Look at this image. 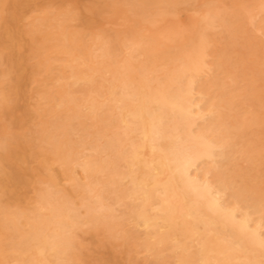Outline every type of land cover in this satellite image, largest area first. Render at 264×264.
I'll use <instances>...</instances> for the list:
<instances>
[{
	"label": "bare ground",
	"instance_id": "6f19581e",
	"mask_svg": "<svg viewBox=\"0 0 264 264\" xmlns=\"http://www.w3.org/2000/svg\"><path fill=\"white\" fill-rule=\"evenodd\" d=\"M3 0H0V5L2 4L1 2H2ZM7 1V0H6ZM5 1V2H6ZM13 2H11V1H7V2H10L11 4H13L14 5V3L16 2H14V0H12ZM26 1V0H25ZM33 0H30V4H31V2H32ZM45 2L47 1L48 2V0H44ZM59 1V0H58ZM57 1V2H58ZM74 1H76V0H61V3L60 4H62V3H64V4H70V6L72 5L71 4V2H73V3H75ZM77 1H79V0H77ZM76 1V2H77ZM119 1V0H118ZM145 1V0H144ZM160 1V0H159ZM175 1V0H174ZM223 0H179V1H175V2H173V3H171V4H169V5H167V4H162V6H160V4H159V6H160V9H156V10H149V8L147 9V8H143V7H141L139 4H138V2H137V0H124L123 1V4H116V1H113V2H110L111 3V8H108V10H105V9H103L102 7L100 8V6L98 5V6H93V7H91V5H88V6H90L91 8H89V11H84L83 12V14L82 15H80L78 12L79 11H75L74 13H71L70 14V16H69V18H70V22H73V19L75 18V20H76V18H77V20H80V23L78 22L77 24H79L78 25V28H76V26H75V28L77 29H75V32L73 33V34H71V32L69 31V29H71V27L68 29V27L67 26H65V24H63V22L66 20L65 18V20L64 21H62L61 23L60 22H58L57 20H55V21H57V22H55V23H53V24H55V26L57 27V29H58V35L60 34L62 37H63V40H62V42L59 44V42L61 41V40H59V42L57 43V44H53V42H52V46H50V44L49 45H47L46 44V42H44V40L48 37L47 35V37L44 39V40H42V38H40V40L38 39V41L40 42V41H43L45 44H46V46H50V47H52L53 48V51L55 50V51H57V52H62V53H64L65 55H67V57H68V59H66V60H68V65H66V69L68 68L69 69V76H68V78L69 79H67L66 81H65V78H61L63 81H65L66 82V88H64V90L62 89V87L60 88V89H62V90H58V91H62L61 92V98H62V100H60L62 103H61V105L63 104V102H65V104H66V102H70V103H72V105H73V107L75 106V108H76V112H75V114H83L81 117H85L84 115H86V117L87 116H91V117H93L97 112H99L100 110L99 109H105V110H107L108 109V107H109V109L111 108V109H113L114 111H115V116H114V118H113V120L111 121H109V122H107V124L105 125V120H104V124L102 125L103 126V128H105L103 131L100 129V131L101 132H98V135L99 136H97L96 134H97V132L95 133V137H98V139L101 137V138H103V143H102V145H100V147L98 148V149H96V147L94 148V149H96V150H91V149H89L87 152L86 151H84L85 153L83 154H81V155H84L83 156V163H84V166H85V168L87 169L88 168V170L91 172V171H95V170H100L101 171V169L102 170H105V171H107V168H108V164L109 163H113L112 162V160L113 159H110V158H107V157H105V156H103V154L105 153V151L106 150H109L110 151V153H112L111 155H114L115 157L114 158H116V159H121V160H123L124 161V163H125V171L123 170V172H120V171H122V169H119L120 171L119 172H114V173H111V175L113 174V180L112 181H109L110 183L108 184V186L111 188V192L115 195L114 197H116V202H117V200L118 201H121V202H119V203H122V198H123V196H124V194L126 195L127 194V196H129V198H131V199H133V200H136L137 201V205H136V217L138 218V219H140L141 220V222H142V225L144 226V228H145V234H143L142 236H145V237H143V238H145L144 239V249L149 253V255H148V253H147V255L148 256H153V259L155 260V258H156V256H158V257H160V256H162L161 254H164V253H162L164 250L165 251H169V252H172V255L173 256H170V258H174L173 259V263L172 264H241V263H237V261H238V257H239V251H240V244H237L238 242L240 243V241L242 240L241 239V237L239 238V236H236V234H235V236L237 237V238H239L240 239V241H238V242H236V240H234V239H231L232 237H230V238H228V237H223V236H220V234H219V232L217 233V228H216V223L217 222H219V224H221L220 222H222V224L220 225V226H222L223 225V223L225 222V225H226V223H228V224H230V225H232L233 227H234V229H236L237 230V232H239V233H241L242 235H244V236H246V237H248V239H250L251 241H254V242H259V238L258 237H260L261 239H262V237L259 235H257L256 233L257 232H260L259 230L256 232V230L255 229H253L252 228V224H250V220H249V215L252 217V214H247L248 215V217L246 216V215H242L243 214V211H244V207H243V204H244V202H241L242 201V199H240L241 201H239V204L240 203H243L242 204V207L239 205V204H236V206L237 205H239L240 207H241V209H243V211H242V217L241 218H236V214H235V212H234V209L233 210H231V211H228L227 209V211L221 206V204L223 203V201H222V203H220L221 202V199H222V197H221V199H219V192H218V194L217 195H215L216 196V198H217V196H218V199L220 200V202L215 198V196L213 197L212 196V190L213 189H215V187L214 188H210V186H211V184H210V186H209V183L211 182H209L208 183V181L207 182H200L199 180V182L196 180V179H194V178H196L198 175H196V177H192L191 176V169L193 168V167H195V166H197L196 164H197V161H199V158H201L202 156H203V158H204V155L205 156H211V153L213 152V151H215L214 150V148H212V150H211V144H210V142H208V141H210V139L212 140V138H210L208 141L207 140H205V139H207L208 138V136L206 135V137L207 138H205V136H203V135H199V134H197V133H194L193 134V132H192V128H190V125H191V122H192V120H195V118H196V120H198L199 118H198V116H201L202 115V117H204L205 115L204 114H207V115H209V116H211V118H212V116H213V114L215 115V114H217V112H216V109H218V110H220V109H222V111L223 110H227L228 109V111L230 112V110H229V108H230V105H229V107L227 108V109H223V107L225 106H228V105H226L225 104V102L223 103L222 102V100L220 101V100H218L217 98H216V96L215 95H218L219 94V96H220V94H222V93H218L219 91H218V89L220 90L221 88H218L217 90L215 89V88H213V89H215V92L216 91H218L217 92V94H215V92H214V94H211L212 92H210V90L206 93L208 96L207 97H213L212 95H214V97H215V99L213 100H211V99H208V100H210V102H209V104H208V102L206 103V104H208V107L206 106L205 107V105L206 104H204L206 101H207V97L205 98V99H202L203 97H205V95H202L203 97L201 98V96H199L198 98L196 97V96H194L195 95V93H194V95H193V77L195 76V75H197V74H199V73H202V75L204 74L203 72H201V71H203V70H205V72L208 70V69H210V63H209V65H208V60H207V56L208 55H210L209 54V48H210V46H209V42H212V45L211 46H213L214 44H215V42H216V40L218 41V43H221L222 42V40H221V38H220V42H219V39L218 38H216L214 41L215 42H213V41H210L209 40V38L208 37H215L214 35H213V32L214 31H212L211 29H215L216 27L214 26V25H216L217 26V24H215V22L217 23V21H215V20H218V19H216L215 17L218 15L217 14V12L219 11V4H220V2H222ZM234 1V0H233ZM240 0H237V2H239ZM254 1V0H253ZM255 1H257V0H255ZM259 2H258V8H257V11H255V10H249V9H247V7H246V10L244 11L245 13H244V16L247 18V22L248 21H253V19H254V17H255V15L257 14V13H259L260 11H262L263 10V8H264V0H258ZM5 3V4H8V3ZM19 2V1H18ZM21 2V1H20ZM22 2H24L23 0H22ZM34 2H36L35 0H34ZM39 2H42L41 0H38V2H36V5H37V3H39ZM46 2V3H47ZM52 2V1H51ZM79 2H81V3H83V0H81V1H79ZM95 2V1H94ZM108 2H109V0H108ZM158 2V1H157ZM224 3L226 2L225 0L223 1ZM229 2H231L232 3V1H228L227 3H228V5H229ZM236 2V3H237ZM241 2V1H240ZM9 3V4H10ZM27 3V4H26ZM45 3V4H46ZM48 3H50V1L48 2ZM48 3H47V5H48ZM78 3V2H77ZM107 3V2H106ZM105 3V4H106ZM110 3H109V5H110ZM164 3H165V1H164ZM227 3H225V4H227ZM8 4V5H9ZM10 4V5H11ZM23 4H25L24 6V8H28V7H26V5H28L29 3H28V1L27 2H25V3H23ZM53 5H54V1H53V3H52ZM63 4V5H64ZM233 4H235V3H233ZM241 4V3H240ZM249 4V3H248ZM8 5H7V7H8ZM13 5H12V7H13ZM15 5H16V3H15ZM33 5V4H32ZM34 5H35V3H34ZM41 5H44V3H42ZM56 5V4H55ZM58 5H59V2H58ZM108 5V4H107ZM227 5V8H229L230 9V6L231 5H229L228 6ZM246 5V4H245ZM18 6H19V4H18ZM40 6V5H39ZM77 6V5H76ZM81 6V5H80ZM105 6V5H104ZM143 6V5H142ZM247 6V5H246ZM42 7V6H41ZM46 7V6H45ZM52 7L53 6H51V8L50 7H46V8H44V7H42V8H44L45 10H47L48 12L50 11V12H52V11H54V10H52ZM66 7H68L67 5H66ZM78 7H79V4H78ZM108 6H106V8H107ZM155 7V6H154ZM157 7V6H156ZM223 7V6H222ZM238 7H239V5H238ZM237 7V8H238ZM6 8V7H5ZM19 8L20 9H22V11H23V13H24V15H25V13H27L28 12V10H24V8H22V5H21V7L19 6ZM36 8V7H35ZM40 8V7H39ZM71 8V7H70ZM80 8V7H79ZM158 8V7H157ZM236 8V9H237ZM7 9H10V7H8ZM6 9V10H7ZM11 9H13V8H11ZM15 9H16V6H15ZM38 9V8H37ZM77 9V8H76ZM75 9V10H76ZM81 9V8H80ZM222 9V8H221ZM225 9V8H224ZM235 9V10H236ZM5 10V11H6ZM18 10V9H17ZM30 10V13L32 12L31 11V9H29ZM42 10V9H41ZM41 10H39V12H41ZM82 10V9H81ZM231 10V9H230ZM234 9L232 10V11H235ZM238 10H239V8H238ZM237 10V11H238ZM8 11H10V10H8ZM24 11H26V12H24ZM36 10L34 9V12H35ZM58 11V10H57ZM223 11V10H222ZM231 11V12H232ZM7 12V11H6ZM6 12L4 13V14H6ZM11 12V11H10ZM9 12V13H10ZM13 12V11H12ZM34 12H32V13H34ZM65 12H67V11H65ZM220 12H221V10H220ZM219 12V13H220ZM230 11L228 12V14L229 13H231ZM1 13V12H0ZM15 13V12H14ZM13 13V14H14ZM17 13H19V14H23V13H21V11H17ZM31 13V17H33L34 16V14H32ZM37 13H38V10H37ZM45 13V12H44ZM222 13H225L224 11L222 12ZM222 13H220V15L222 14ZM235 13V15L234 14H232V15H234V17L236 16V12H234ZM238 13V12H237ZM11 14V13H10ZM16 14V13H15ZM29 14V13H28ZM27 14V15H28ZM39 14V13H38ZM58 13H54V12H52L51 13V16L50 17H53V19H54V17L57 15ZM60 14H63V13H60ZM226 14H227V11H226ZM225 14V15H226ZM238 14H242V12L241 13H238ZM237 14V15H238ZM3 15V14H2ZM67 15V17H68V13L66 14ZM66 15H61L62 17H65ZM219 15V16H220ZM224 15V14H223ZM224 15V16H225ZM10 16H12V15H10ZM14 16H18L17 14L16 15H14ZM28 16H30V15H28ZM37 15H35L34 17H36ZM40 16H42V15H40ZM61 16H59V17H61ZM239 16V15H238ZM243 16V15H242ZM243 16V17H244ZM263 16V15H262ZM3 17H5L4 15H3ZM6 17H7V15H6ZM5 17V18H6ZM15 17V18H16ZM22 17V16H21ZM31 17H30V19H31ZM47 17H49V16H47ZM46 17V18H47ZM218 17V16H217ZM221 17V16H220ZM225 17H227V16H225ZM240 17V16H239ZM257 17V16H256ZM260 17V16H259ZM5 18H3V19H5ZM9 18V17H8ZM8 18H7V20L5 19V21L7 22V24H6V26H4L5 24H2V25H0V40L3 42V41H5L4 39H6V43L7 44H13V42L16 40V39H18L19 38V35L16 33V31L19 29H16L15 30V32H13V30L11 29L10 30V28H11V26H13V22L10 24V20H8ZM18 19H19V17H17ZM24 18V19H23ZM23 18H21V19H23V20H21V21H25V17H23ZM29 18V17H28ZM46 18H43V19H40V18H37L36 19V22L35 23H38L37 25H39V26H43L44 28H48V26H51V25H49L48 23H47V20H53V19H50V18H48L47 20H46ZM57 18V17H56ZM214 18H215V20H214ZM223 18V17H222ZM228 18V17H227ZM232 18V17H231ZM241 18V17H240ZM258 18V17H257ZM261 18V17H260ZM13 19V18H12ZM35 19V18H34ZM221 19V18H220ZM237 19V18H236ZM263 21H264V19L263 18H261ZM14 20V19H13ZM27 20V19H26ZM74 20V22H76ZM187 20L188 21H190V24H191V26H193V30L191 31V32H188V33H177V30H184V28L186 27V23H187ZM222 20V19H221ZM233 20V19H232ZM238 20H239V18H238ZM243 20V18H241V21ZM258 21H260L259 19H257ZM261 20V21H262ZM20 21V22H21ZM33 21H35V20H33ZM54 21V20H53ZM61 21V20H60ZM244 21V20H243ZM246 21H244V22H246ZM260 21V22H261ZM2 22H3V20H2ZM20 22H18V23H20ZM66 22V21H65ZM232 22V21H231ZM234 22L235 21H233V24H234ZM238 21L236 20V22H235V26H236V24H238L237 23ZM246 22V23H247ZM255 22V21H254ZM15 23V22H14ZM24 23H26V21L24 22ZM35 23H33V24H35ZM219 24H220V22H218ZM245 23V24H246ZM75 24V23H74ZM227 24V23H226ZM239 24H240V26H241V23L239 22ZM242 24H243V22H242ZM244 24V26L243 27H245L246 25ZM259 24H262L261 25V27L260 28H262V26H263V23H259ZM28 25L30 26V24L28 23ZM76 25V24H75ZM221 25L222 24H220V27H221ZM3 26V27H2ZM17 27H18V25H16ZM27 26V25H26ZM213 26L215 27V28H213ZM224 26V25H223ZM222 26V27H223ZM232 26V25H231ZM248 26H250V23H249V25ZM28 27V26H27ZM31 27H32V23H31ZM212 27V28H211ZM219 27V25L217 26V29H219L220 28ZM222 27H221V29H222ZM227 27V26H226ZM229 27V26H228ZM21 28V27H20ZM24 27H22V29H23ZM50 28H52L53 29V27H50ZM55 28V27H54ZM208 28H210V30H211V32H212V35L213 36H211V33H209L208 35H207V30H208ZM250 28V27H249ZM249 28H246V29H248V31L251 33V31L249 30ZM14 29V28H13ZM21 29V30H22ZM49 29V28H48ZM56 29V28H55ZM226 29V28H225ZM234 29V28H233ZM238 30V29H240V28H235V30ZM254 29V28H253ZM258 29V28H257ZM263 29V28H262ZM27 30H30V29H27L26 28V34H28V35H30L29 33L32 31V30H30V32L29 33H27L28 31ZM220 30V29H219ZM218 30V31H219ZM230 30H232L231 29V27H230ZM230 30H229V32H230ZM38 31V30H37ZM44 30L42 29V32H43ZM209 31V30H208ZM226 31V30H225ZM225 31H223V32H225ZM233 31V30H232ZM240 31V30H239ZM242 31V33H243V30H241ZM247 31V30H246ZM247 31V32H248ZM253 31V30H252ZM3 32H4V34H3ZM32 32H34V31H32ZM36 32V31H35ZM47 32H48V30H47ZM54 32V31H53ZM72 32H73V29H72ZM210 32V31H209ZM216 32H217V30H216ZM215 32V33H216ZM227 32H228V28H227ZM234 33H236L235 31H233ZM254 32H255V29H254ZM19 33V32H18ZM43 33H46V32H43ZM42 33V35L44 36L45 34H43ZM250 33L249 34H247V35H250ZM261 32H259V34H260ZM50 34H54V33H50ZM49 34V35H50ZM223 34V33H222ZM222 34H220V36H222ZM225 34H226V32H225ZM229 34V33H228ZM239 34V33H238ZM244 34H245V32H244ZM253 34V33H252ZM256 34V33H255ZM37 35V36H36ZM35 36H36V38L38 37L39 38V36H41V37H43L41 34L38 36V34H36ZM234 35V34H233ZM236 35H237V33H236ZM241 35H243V34H241ZM240 35V36H241ZM30 36H32V35H30ZM30 36H28V39L30 38ZM34 36V37H35ZM219 36V35H218ZM224 34H223V39H225L224 38ZM251 37H252V35H250ZM255 36V35H254ZM45 37V36H44ZM43 37V38H44ZM226 37V36H225ZM238 37H239V35H238ZM244 37V36H243ZM250 37V38H251ZM257 37H260V35L259 36H256L255 37V40H256V38ZM23 39H24V37H22ZM50 38H52V41L54 40L53 39V37H52V35H51V37ZM56 38V37H55ZM229 38V40H230V38L231 37H228ZM233 38V37H232ZM235 38H237V36L235 37ZM245 38V37H244ZM247 38H249V37H247ZM254 38V37H253ZM260 38H262V37H260ZM31 39V38H30ZM29 39V40H30ZM49 39V38H48ZM238 39V41H239V38H237ZM242 39V38H241ZM246 39V38H245ZM245 39H243V43H244V40ZM212 40V39H211ZM227 40V39H226ZM262 40V39H261ZM47 41V40H46ZM58 41V40H57ZM56 41V42H57ZM235 41V44H236V40H234ZM263 41V40H262ZM4 42V43H5ZM19 42H21V41H19ZM32 42H35V41H32ZM224 42H225V40H224ZM228 42V41H227ZM230 43H231V41H229ZM228 42V44H230ZM246 42H247V39H246ZM245 42V43H246ZM248 42H251V40H249ZM247 42V43H248ZM254 43H255V41H253ZM260 42V41H259ZM26 43V42H25ZM42 43V42H41ZM214 43V44H213ZM242 43V45H244ZM39 44V43H38ZM45 44H42V45H44V47H45ZM226 45H227V43H225ZM232 44H233V42H232ZM237 44L239 45V42H237ZM6 45V44H5ZM14 45V44H13ZM40 45V44H39ZM216 45H217V43H216ZM253 44L251 43V46H252ZM256 44H254V46H255ZM259 45H261V44H259ZM2 46V45H1ZM18 46V45H17ZM29 46V45H28ZM31 46V45H30ZM85 46H87L86 48H89V52H88V55H84L85 53H87L86 51H85V53H83L82 52V49L83 48H85ZM215 46V45H214ZM211 47L210 49H212V48H215V47ZM223 46V45H222ZM233 46H235V45H233ZM237 46V45H236ZM2 47H4V45L2 46ZM12 47H14L15 48V46H12ZM24 47V46H23ZM37 46H35L34 48H36ZM40 47H41V45H40ZM44 47H41V48H36V50L37 49H42V50H37V51H43V49H45ZM49 47V49H48V52H50L51 50V48ZM238 47V46H237ZM247 47V44H246V46H245V48ZM250 47V46H249ZM5 48V47H4ZM4 48H1L2 50L4 49ZM6 48H7V46H6ZM30 48V47H29ZM29 48H28V50H29ZM34 48H33V50H34ZM224 48V47H223ZM243 48V47H242ZM241 48V49H242ZM252 48H254L253 46H252ZM252 48H250V49H252ZM256 48H258L257 46H256ZM18 48L16 47V50H17ZM22 49V48H21ZM31 49H32V47H31ZM216 49V48H215ZM219 49V48H218ZM221 49V48H220ZM227 49H229L228 47H227ZM240 49V48H239ZM240 49V50H241ZM248 49V48H247ZM246 49V50H247ZM249 49V50H250ZM10 50V49H9ZM8 50V51H9ZM50 50V51H49ZM86 50H88V49H86ZM225 50V49H224ZM245 49H244V51H246ZM248 50V51H249ZM253 50V49H252ZM255 50V49H254ZM257 50V49H256ZM4 51H6L7 52V50L6 49H4ZM45 51H46V49L44 50V53H45ZM53 51H51V52H53ZM229 51H230V49H229ZM232 51V50H231ZM260 51V50H259ZM262 51L263 50H261V53H262ZM6 52L4 53V54H6ZM17 52V51H16ZM21 52L22 51H20L19 53H20V55H21ZM40 52V53H41ZM154 52H156L157 54H152V53H154ZM225 52V51H224ZM227 52V51H226ZM247 52V51H246ZM31 53V52H30ZM38 53V52H37ZM37 53H34V54H37ZM39 53V54H40ZM212 53V52H211ZM217 53V52H216ZM229 53V52H228ZM238 53V52H237ZM245 53V52H244ZM248 53V52H247ZM258 53H260V52H258ZM260 53V54H261ZM4 54H0V55H4ZM10 54V53H9ZM25 54V53H24ZM31 54H33V52L31 53ZM37 55V58L38 57H40V55ZM46 54V53H45ZM58 54V53H57ZM152 54V55H151ZM239 54V53H238ZM241 54V53H240ZM253 54H255V52L253 53ZM51 55V54H50ZM53 55V54H52ZM58 55H60V54H58ZM167 55H169V56H172V58H171V61L173 60V58H174V60L176 61H174L175 62V64H174V68L173 69H170V70H172V72H171V74H168V79H167V81L165 82V81H160V79L157 77V75H156V72L158 71V70H161V71H163V70H165L166 68H164L163 70H162V68L165 66V65H163V67H162V65H160L161 64V62L158 60V56H164V57H166ZM215 55V54H214ZM213 55V56H214ZM242 55V54H241ZM248 55V57L251 55V54H247ZM262 55V54H261ZM261 55H259L258 54V56H261ZM4 56H6V57H8L9 58V56L6 54V55H4ZM12 55L10 54V57H11ZM18 56H19V54H18ZM27 55H25V57H26ZM28 56H29V54H28ZM36 56V55H35ZM44 56V55H43ZM46 56H47V54H46ZM210 56H212V54L210 55ZM243 56V55H242ZM246 56V55H245ZM252 57H256L255 55H251ZM250 56V57H251ZM31 57V56H30ZM163 57V58H164ZM239 57V56H238ZM248 57H246V59L248 58ZM15 58V57H14ZM14 58H13V60H14ZM27 58V57H26ZM36 58V57H35ZM45 58V57H44ZM44 58H42V60H45ZM47 58V57H46ZM51 58V57H50ZM50 58H48L47 60L49 61L50 60ZM60 58V57H59ZM62 58H63V55H62ZM242 58V57H241ZM261 58V57H260ZM259 58V59H260ZM10 59V58H9ZM8 59V60H9ZM24 58H15V63H16V66H17V68H18V70H20V69H22V67L23 66H25V64H26V61H25V63L24 64H22L23 63V60ZM28 59V58H27ZM39 59H41V58H39ZM170 59V58H169ZM243 59H245V58H242L241 60H243ZM259 59H258V61H259ZM2 60V59H1ZM11 60V59H10ZM33 60H36V59H33ZM62 60V59H61ZM64 60H65V58H64ZM63 60V61H64ZM254 60H255V58H254ZM254 60H250V61H252V62H254ZM63 61H62V63H63ZM167 63H165V64H167L166 65V67L168 66V65H170V64H168V56H167ZM238 61V60H237ZM237 61H235L236 63L235 64H240V65H238V66H240V67H242L243 65H242V63H237ZM247 61V60H246ZM255 61H257V57H256V60ZM11 62V61H10ZM33 62V61H32ZM45 62V61H44ZM213 62V61H212ZM211 62V63H212ZM215 62V61H214ZM220 62H222V60L220 61ZM239 62H241V61H239ZM243 62V61H242ZM244 62H245V60H244ZM243 62V63H244ZM248 62H249V60H248ZM248 62H246V63H248ZM251 62V63H252ZM2 63H3V61H2ZM29 63V62H28ZM59 63H61V62H59ZM251 63H249L250 65H251ZM258 63V62H257ZM256 63V64H257ZM41 65H42V63H40ZM55 64V63H54ZM57 64V63H56ZM66 64H67V62H66ZM245 64V63H244ZM248 64V65H249ZM6 65V64H5ZM9 65V64H8ZM39 65V64H38ZM47 65V64H46ZM65 65V64H64ZM242 65V66H241ZM252 65H255V64H253L252 63ZM252 65H251V67H252ZM260 65H261V60H260ZM260 65H258V66H260ZM29 66H31L30 65V63H29V65H28V67ZM40 66V65H39ZM39 66H37V67H39ZM67 66H69V67H67ZM233 66V65H232ZM231 66V67H232ZM246 66H247V64H246ZM258 66L256 67V68H254V66H253V70H257V68H258ZM263 66H264V64H263ZM34 67V66H33ZM33 67H31V69L33 68ZM41 67H43V66H41ZM212 67L214 68V66L212 65ZM211 67V68H212ZM223 67V66H222ZM225 67V66H224ZM230 67V68H231ZM236 67H237V65H236ZM240 67H239V69H240ZM262 67V65L259 67V69ZM4 68V67H3ZM9 68V67H8ZM12 68V67H11ZM48 68H50V64H49V67ZM60 68V67H59ZM212 68V71H210V76L212 75L213 77L214 76H216V75H214L213 74V69ZM227 68V67H226ZM229 68V67H228ZM234 68H235V65H234ZM247 68V67H246ZM263 68V67H262ZM14 69H15V67H14ZM24 69H25V67H23V71H24ZM26 69H27V66H26ZM34 69V68H33ZM39 69H41L40 67H39ZM53 69V68H52ZM239 69H237V70H239ZM35 70H36V68H35ZM35 70H32V71H34L35 73H39V76H41V75H43V77H44V75L47 73V71H49V69H47V70H45V67H44V70H42L43 72H39V71H35ZM51 70V69H50ZM54 70H56V69H54ZM59 70H61V68L59 69ZM59 70H56L57 72L56 73H60V71ZM170 70H169V73H170ZM221 70V69H220ZM220 70H219V73H220ZM232 70H236V69H233V67H232ZM240 70H242V69H240ZM245 70V69H244ZM262 70H264V69H262ZM16 71H17V69H16ZM59 71V72H58ZM62 71V70H61ZM66 71V70H65ZM64 71V72H65ZM223 71V70H222ZM248 71V70H247ZM51 72H52V70H51ZM159 72V71H158ZM164 72V71H163ZM211 72H212V74H211ZM218 72V71H217ZM227 72V71H226ZM229 72V71H228ZM234 72V71H233ZM242 72V71H241ZM246 72V71H245ZM259 72H260V70H259ZM16 73V72H15ZM14 73V74H15ZM18 73H20V72H18ZM17 73V74H18ZM167 73H168V71H167ZM166 73V74H167ZM249 73V72H248ZM253 73V72H252ZM258 73V72H257ZM262 72H260V73H258V76L260 77V76H263V75H260ZM263 73H264V71H263ZM61 74V73H60ZM65 74V73H64ZM205 74H207L208 75V77H209V74H208V72L207 73H205ZM204 74V75H205ZM235 74H238L236 71H235ZM254 74V73H253ZM0 75L1 76H4V75H6V73L4 72V70H1L0 69ZM22 75H24L23 73H22ZM21 75V76H22ZM36 75V74H35ZM52 75V74H51ZM50 75V76H51ZM54 75V74H53ZM59 75V74H58ZM62 75L63 74H61V77H62ZM227 75V74H226ZM233 75H234V73H233ZM233 75H232V77H233ZM247 75V76H246ZM246 77H249L250 76V74H249V76H248V74L246 73ZM19 76V75H18ZM65 76V75H64ZM63 76V77H64ZM67 76V75H66ZM164 76H165V73H164ZM212 76H211V78H212ZM224 76V75H223ZM222 76V77H223ZM235 76H240L239 74L238 75H235ZM257 76V75H256ZM11 77V76H10ZM56 77H58V76H56ZM160 77V76H159ZM163 77V76H162ZM183 77H186V78H183ZM227 76H224V78H226ZM230 75H229V80H231V82L230 83H232V81H235V79H237V78H240L239 79V81L243 84V82H242V80H241V77H235V79H233V78H231L230 79ZM244 77V76H243ZM242 77V78H243ZM18 78V77H17ZM35 78V77H34ZM39 78V77H38ZM38 78H35V79H38ZM41 78V77H40ZM51 79H53V77H50ZM182 78L183 79H185L186 80V86H183V87H185V89H180V87L179 86H181V85H179V84H181V82L182 81H185V80H182ZM195 78V77H194ZM203 79L205 78V77H202ZM218 78H219V76H218ZM217 78V79H218ZM221 78V77H220ZM43 79H45V78H43ZM49 79V78H48ZM56 80L58 79V78H55ZM54 79V80H55ZM213 79H215V78H212V79H210V80H213ZM245 79V78H244ZM260 79V78H259ZM262 79H264V77L262 78ZM17 80H19V78L17 79ZM38 80H40V79H38ZM45 80H47V78L45 79ZM53 80V83L55 82ZM58 80H60V78L58 79ZM57 80V81H58ZM201 79H200V76H199V81H200ZM205 80V79H204ZM207 78H206V83H208L207 82ZM216 80V79H215ZM215 80H213V81H211V82H213L214 83V81ZM2 81V80H1ZM12 81V80H11ZM11 81H9L8 83L9 84H11V85H13V86H11V85H9L10 87H14V85L15 84H12L11 83ZM14 81V80H13ZM16 81V80H15ZM25 81V80H24ZM29 81V80H28ZM44 81V80H43ZM48 81V80H47ZM56 81V82H57ZM61 81V80H60ZM102 81H104V83H102ZM209 81V80H208ZM222 81V80H221ZM237 81H238V79H237ZM237 81H235V82H237ZM243 81H245L246 82V79L245 80H243ZM248 81H249V78H248ZM259 81H262L261 79L259 80ZM6 82H7V80H6ZM46 82V81H45ZM44 82V83H45ZM52 82V81H51ZM55 82V83H56ZM197 82V81H196ZM216 82L217 83H219V85H220V82H218L217 80H216ZM224 82V81H223ZM235 82H233L234 83V85H235ZM244 82V83H245ZM251 82V81H250ZM2 83H3V81H2ZM42 83V82H41ZM47 83H49V82H47ZM60 83V82H59ZM195 83V82H194ZM205 83V82H204ZM222 83V82H221ZM232 83V84H233ZM241 83H240V85H241ZM256 84L258 83V81H256L255 82ZM262 83V82H261ZM62 84V83H61ZM174 84H176L177 85V87H175L173 90H171V87L174 85ZM183 84V83H182ZM196 84V83H195ZM223 84V83H222ZM246 84L248 85V84H250V83H247L246 82ZM252 84V83H251ZM256 84H252V86H255ZM20 85V84H19ZM53 85V84H52ZM179 85V86H178ZM183 85H185V84H183ZM207 85V84H206ZM210 85V84H209ZM212 85V84H211ZM216 85V84H215ZM214 85V86H215ZM223 85H225V84H223ZM223 85L221 86L220 85V87H222L223 88ZM238 84L236 83V87H238L237 86ZM246 85V86H247ZM262 85H263V83H262ZM1 86V85H0ZM6 86H8V85H6ZM18 86V85H17ZM22 86V85H21ZM20 86V87H21ZM54 86V85H53ZM77 86H83V87H85V88H87L86 89V92L83 94L82 92V97L80 98V99H78L77 97H78V95H76L74 92H76V90L77 89H79V87L78 88H76L75 89V87H77ZM217 86V85H216ZM227 86V85H226ZM233 86V85H232ZM245 86V85H244ZM249 86V85H248ZM247 86V87H248ZM258 86V85H257ZM24 87V86H23ZM34 87V86H33ZM51 87V86H50ZM103 87H105L104 89H103ZM205 88L207 87H209V86H204ZM211 88L213 87V86H210ZM209 87V88H210ZM219 87V86H218ZM228 87V89L231 87V86H227ZM235 86H233L232 87V89L234 88ZM236 87H235V90H233L235 93L237 92L236 91ZM246 87V90H248V88ZM259 87V86H258ZM261 87H263V86H261ZM4 88H6V87H4ZM3 88V90H5ZM9 88V87H8ZM16 88V87H15ZM54 88V87H53ZM58 88V87H57ZM56 88V89H57ZM84 88V89H85ZM195 88V87H194ZM206 88V89H207ZM224 88L227 90V88L224 86ZM223 88V89H224ZM242 88V90L244 89L243 87H241ZM253 88H256V87H253ZM264 88V87H263ZM263 88L261 89V88H259V89H261V90H263ZM231 88H230V91H226V90H224L225 92L223 93V94H225L226 92H229L230 94H231V90H232ZM250 89H252L251 88V85H250ZM3 90H1L0 89V91H3ZM8 90V89H7ZM11 90V89H10ZM18 90V89H17ZM34 90V89H33ZM53 90V89H52ZM212 90V89H211ZM222 90V89H221ZM237 90H238V88H237ZM254 90V89H253ZM259 93L261 92V91H259L258 89H256ZM24 91V90H23ZM45 91V90H44ZM48 91H49V89H48ZM239 91H241L240 90V87H239ZM255 91V90H254ZM264 91V90H263ZM263 91H262V95L264 94L263 93ZM18 92H19V90H18ZM39 92H42V91H39ZM47 92V91H46ZM51 92V91H50ZM195 92H197V91H195ZM210 92V94H211V96H209V93ZM221 92H223V91H221ZM234 92H232V94L234 93ZM245 92H248V91H244V93ZM249 92H250V90H249ZM248 92V93H249ZM253 92V91H252ZM251 92V93H252ZM257 92V93H258ZM12 93H14V95H15V97L17 96V91H16V89H14V90H12ZM21 93V92H20ZM31 92H29V93H27L28 94V96H30L31 94H30ZM33 93V92H32ZM76 93H80V92H76ZM200 93V92H199ZM198 93V94H199ZM235 93H234V96H236L235 95ZM239 94H240V92H238ZM253 93H256V92H253ZM251 94V95H253L254 96V94ZM25 94V93H24ZM49 94V93H48ZM55 94V93H54ZM58 94V93H57ZM75 94V95H74ZM237 94V93H236ZM200 95V94H199ZM229 95V94H228ZM238 95V94H237ZM241 95V94H240ZM246 96H249V98H250V95H247V93L245 94ZM12 96V95H11ZM21 96H22V94H21ZM35 96V95H34ZM58 96H60V95H58ZM80 96V95H79ZM222 96V95H221ZM225 96V95H224ZM244 95H241V99H242V101H244V102H242V103H244L245 104V102H248V101H246V100H243V99H245L244 97H243ZM245 96V97H246ZM252 96V97H253ZM11 98L10 96H9V94H7V93H5V91L4 92H0V102H1V108H0V111H6V110H9L11 107L12 108H14L13 107V105L17 102L16 101V98ZM32 97V96H31ZM31 97H29V98H31ZM55 97V96H54ZM218 97V96H217ZM227 97H230V99H231V97H232V95H229V96H227ZM243 97V98H242ZM251 97V98H252ZM254 97H256V95L254 96ZM264 97V96H263ZM263 97H261V98H259L258 97V95H257V100L259 101V99H261L260 101H259V103H261V101H263L264 99H263ZM20 98V97H19ZM28 98V97H27ZM26 98V99H27ZM53 98V97H52ZM58 97H56V99H57ZM219 98H221V97H219ZM233 98H235V97H232V99ZM237 98H239L238 96H237ZM247 98V97H246ZM259 98V99H258ZM36 99H39V98H36ZM55 99V100H56ZM216 99H217V102H216ZM229 99V101H227L228 99H226V103L228 102V104L230 103V104H232V102L234 101V99H233V101L231 102V100ZM240 99V100H241ZM44 100V99H43ZM42 100V101H43ZM48 100H50V99H48ZM54 100V101H55ZM199 100H201V101H204L205 100V102H202L201 104H202V106L201 105H199ZM252 100V99H251ZM250 100V101H251ZM253 100H254V98H253ZM256 99L254 100V102L255 101H257ZM40 101H41V99H40ZM218 101H220V103H223L222 105H224L222 108H220V107H218L217 108V103H218ZM236 102H239V101H237V100H235ZM257 101V102H258ZM28 102H30V101H28ZM38 102V101H37ZM56 102H57V100H56ZM252 102V101H251ZM253 102V103H254ZM257 102H255V104L257 103ZM31 103H33V102H31ZM54 103V102H53ZM241 103V104H242ZM250 103V102H249ZM17 104V103H16ZM28 104V103H27ZM46 104V103H45ZM51 104V103H50ZM67 104H69V103H67ZM235 104V103H234ZM233 104V105H234ZM240 104V106L242 107V105ZM248 104V103H247ZM263 104V103H262ZM29 106H30V104H28ZM27 105V106H28ZM44 105V104H43ZM47 105V104H46ZM57 105H59L58 103H57ZM57 105H56V107H57ZM61 105H59V106H61ZM203 105H204V107H203ZM238 105V104H237ZM246 105V104H245ZM264 105V104H263ZM16 106V105H15ZM33 106V105H32ZM38 106H39V104H38ZM59 106H58V108L57 109H59ZM105 106H107V108H103V107H105ZM248 106H249V104H248ZM250 106H252V103H251V105ZM249 106V107H250ZM257 106V105H256ZM255 106V107H256ZM19 109H20V107L19 106H17ZM31 107V106H30ZM29 107V108H30ZM47 107V106H46ZM231 107H233V106H231ZM247 107V106H246ZM245 107V108H246ZM252 107H254V106H252ZM252 107H250V109L252 108ZM258 108H261L260 106H259V104H258V106H257ZM264 106H262V108H263ZM41 108V107H40ZM42 108H45V107H42ZM51 108H53V106H51ZM63 108V107H62ZM67 108V107H66ZM248 108V107H247ZM246 108V109H247ZM15 109H16V107L13 109V111L15 112ZM18 109V110H19ZM38 110H39V107L37 108ZM54 109V108H53ZM61 109V108H60ZM64 109V108H63ZM108 109V110H109ZM110 109V110H111ZM231 109V108H230ZM234 109V108H233ZM245 109V111H248L249 110V108H248V110H246ZM253 109V108H252ZM47 110V109H46ZM50 109H48V111H49ZM56 110V109H55ZM54 110V111H55ZM71 109L69 108V110L68 111H70ZM74 110V109H73ZM99 110V111H98ZM107 110V111H108ZM110 110H109V113H110ZM243 110V109H242ZM254 110V109H253ZM260 109H258V112H259V114L258 115H262V114H260V111L262 110H260ZM263 110H264V108H263ZM17 111V110H16ZM64 111V110H63ZM75 111V110H74ZM222 111H220V113L222 114ZM241 111V110H240ZM13 112V113H14ZM53 112V111H52ZM52 112L51 113H49V115L50 114H52ZM59 113L61 112L60 110L58 111ZM251 112H252V110H251ZM255 112V111H254ZM256 112H257V109H256ZM255 112V113H256ZM10 113H11V111H10ZM18 113H19V111H18ZM45 113V112H44ZM47 113V114H48ZM67 113V112H66ZM71 113H73V111L71 112ZM100 113H103L102 111L100 112ZM105 113L107 114V112L105 111ZM231 113H232V111H231ZM245 113H248V114H250L249 113V111L248 112H245ZM244 113V114H245ZM2 114V113H1ZM5 114V113H4ZM7 114V113H6ZM58 114V113H57ZM68 114H70V112L68 113ZM227 114H228V112H227ZM225 115V114H222V115H225V116H223V117H225V119L228 117L229 119H230V117H231V119L233 118H237V117H232V115L229 117L228 115ZM233 114V113H232ZM235 114H236V112H235ZM253 112L251 113V115H248V116H252L253 117ZM57 116L56 114H53V116ZM58 115H60V114H58ZM62 115V114H61ZM98 115V114H97ZM96 115V116H97ZM100 115V114H99ZM111 115V114H110ZM204 115V116H203ZM218 115V114H217ZM217 115H215V116H217ZM222 115H221V118H223L222 117ZM234 115V114H233ZM257 115V114H256ZM2 116H4V118H6V116L7 115H3L2 114ZM9 116V115H8ZM19 116V115H18ZM66 116V115H65ZM65 116H64V119H65ZM76 116V115H75ZM104 116V115H103ZM107 116H108V114H107ZM106 116V117H107ZM113 116V115H112ZM208 116V117H209ZM235 116V115H234ZM255 116V115H254ZM1 117V116H0ZM48 117V116H47ZM63 117V116H62ZM67 117V116H66ZM69 117H71V115L69 116L68 115V118ZM90 117V118H91ZM16 118H17V116H16ZM20 118V117H19ZM52 118H54V120L56 121V118L55 117H52ZM58 118H60V117H58ZM73 118H74V115H73ZM89 118V119H90ZM99 118V117H98ZM102 118V117H101ZM101 118H100V120H101ZM198 118V119H197ZM205 118H207V117H205ZM204 118V120H206V121H204L203 120V123L204 122H207L209 119H210V117H209V119L207 120V119H205ZM244 118V117H243ZM251 118V117H250ZM257 118H259L258 116L257 117H255V119H257ZM3 119V118H2ZM1 118H0V121L2 120ZM7 119V118H6ZM9 119H10V116H9ZM12 119V118H11ZM18 119V118H17ZM67 119V118H66ZM76 119H77V116H76ZM78 119H80V118H78ZM86 119V118H85ZM95 119H97V118H95ZM95 119H93L94 121H95ZM103 119V118H102ZM104 119H106L105 117H104ZM110 119H112V117L110 118ZM213 119H214V116H213ZM215 119L217 120L218 118L217 117H215ZM224 119V120H225ZM260 119V118H259ZM259 119H257V121L259 120ZM36 120H38V119H36ZM36 120H33V121H36ZM62 120V119H61ZM61 120H59L60 122H61ZM71 121H72V118L70 119ZM69 120V121H70ZM211 120V119H210ZM216 120L214 121L213 120V122H216ZM221 120V119H220ZM238 120V119H237ZM263 120V118L262 119H260V121H262ZM4 121V120H3ZM2 121V122H3ZM10 121V120H9ZM14 121L16 122V120H15V116H14ZM44 121V120H43ZM57 121H58V119H57ZM56 121V123H58ZM65 121V123H67L68 121H66V120H64ZM86 121H88V118H87V120ZM90 121V120H89ZM97 121H99V119L97 120ZM106 121H108V120H106ZM236 121V120H235ZM243 121H244V119H243ZM257 121H254L255 122V124L257 123ZM4 122H7V121H4ZM10 122H12V121H10ZM18 122H19V120H18ZM53 122V121H52ZM59 122V123H60ZM74 122V121H73ZM96 122V121H95ZM194 122H196V121H194ZM193 122V123H194ZM199 122V121H198ZM201 122V121H200ZM208 122H210V121H208ZM212 122V121H211ZM213 122L211 123V124H213ZM225 122H229V121H227V120H225L224 122H223V124L225 123ZM231 122H232V120H231ZM239 122V121H238ZM263 122V121H262ZM58 123V124H59ZM69 123V122H68ZM76 123V122H75ZM91 123H92V121H91ZM99 123V122H98ZM197 123V122H196ZM202 123V122H201ZM222 123V120L221 121H219V124H221ZM233 123V122H232ZM242 123H245V122H242ZM8 124H10V123H8ZM21 124H22V122H21ZM48 123L46 122V125H47ZM60 124H62V122L60 123ZM60 124H59V127H60ZM74 124V123H73ZM94 124V123H93ZM101 124V123H100ZM198 124V123H197ZM205 124V123H204ZM207 124V123H206ZM217 124H218V122H217ZM218 124V125H219ZM222 124V125H223ZM234 124V123H233ZM253 124V123H252ZM252 124H249V125H252ZM254 124V125H255ZM262 124V123H261ZM6 125H7V123H6ZM6 125H5V127H6ZM13 125H14V123H13ZM17 125V124H16ZM45 125V124H44ZM49 125V124H48ZM51 126H52V123L50 124ZM49 125V126H50ZM54 125V124H53ZM63 125H64V123H63ZM69 125V124H68ZM66 126V125H64V128H65V126L67 127V131L69 132V136H70V134H73V136H76V135H74V134H76V133H78L77 131H76V129L74 128V125L72 126L71 124L69 125V126ZM88 125V124H87ZM194 125H196L195 123H194ZM193 125V126H194ZM199 125V124H198ZM215 125H216V123H215ZM225 125H226V123H225ZM223 126V127H226V126ZM260 125V124H259ZM23 126V125H22ZM57 126V125H56ZM56 126L55 127H53V128H55V130H56ZM62 126V125H61ZM76 126V125H75ZM85 126V125H84ZM83 126V127H84ZM89 127H90V125H88ZM96 126V125H95ZM94 126V127H95ZM192 126V125H191ZM200 126V125H199ZM201 126H202V124H201ZM207 126V125H206ZM247 126V125H246ZM258 125H256V127H257ZM7 127H8V130H10L11 128H9L10 126H8L7 125ZM13 127V126H12ZM14 127H17V126H14ZM19 127V126H18ZM46 127H48V126H46ZM77 127V126H76ZM91 127H92V125H91ZM94 127H92V128H94ZM99 127H101V126H99ZM196 127H197V125H196ZM195 127V129H197ZM203 127V126H202ZM214 127V124H213V126H212V128ZM216 127V128H215ZM212 130H219V128H221L222 126H220L219 128L217 127V125L215 126ZM232 127V126H231ZM252 127H254V126H252ZM261 127V126H260ZM1 128H2V126H1ZM30 126H29V130H30ZM33 128V127H32ZM37 128V127H36ZM49 128V127H48ZM58 128V127H57ZM60 128H62V127H60ZM63 128V129H64ZM80 128V127H79ZM86 128H87V126H86ZM102 128V127H101ZM102 128V129H103ZM201 128V127H200ZM200 128H198V129H200ZM211 128V127H210ZM209 128V129H210ZM241 128H243V124H242V127ZM249 128H251V127H249ZM13 129V128H12ZM15 129V128H14ZM18 129H20V128H17V130ZM78 129V128H77ZM87 129H89V128H87ZM87 129H85V130H87ZM197 129V131L196 132H199L200 130H198ZM203 129V128H202ZM205 129H206V127H205ZM247 129H248V126H247ZM256 129V128H255ZM259 129V128H258ZM21 130V129H20ZM54 130V131H55ZM59 130H61V129H59ZM65 130V129H64ZM84 130V131H85ZM92 130V129H91ZM96 130V129H95ZM217 130V133H219L220 132V130L218 131ZM225 130H226V128H225ZM245 130V129H244ZM31 131V130H30ZM29 131V132H30ZM53 131V130H52ZM52 131L51 130H49V129H43V128H40V129H36L35 131H34V134L31 136V137H29V139L26 141V143H24L25 144V146L24 147H26V144H27V146H32V145H35V142L38 144V146H40L42 149H43V151L46 153V154H43L42 153V151H40V153H42L43 155H45V156H42L43 158L44 157H46L47 156V153L48 154H52L50 151L49 152H47V150L48 149H50V148H52V144L54 143V139H56V138H54V136H55V134L57 133V132H59V131H57V132H55L54 134L52 133ZM53 131V132H54ZM62 131V130H61ZM89 131H90V129H89ZM97 131H99V130H97ZM129 131H131V132H133V134H134V132H135V134H136V136H137V140H129V137H128V132ZM204 130H202V132H203ZM208 131H211V130H208ZM251 131H253V130H249V132H251ZM26 132V129L24 130V133ZM33 132V131H32ZM131 132H129L130 134H131ZM214 132V131H213ZM222 132H223V130H222ZM225 132V131H224ZM14 133V132H13ZM60 133V132H59ZM62 133V132H61ZM60 133V134H61ZM64 133V132H63ZM200 134H201V132H199ZM204 133V132H203ZM209 133V132H208ZM212 133V132H211ZM237 133H238V131H237ZM259 133H260V129H259ZM8 134V136H9V133H7ZM22 133H20V135H21ZM28 134V133H27ZM86 134V133H85ZM205 134V133H204ZM214 134V133H213ZM224 134V133H223ZM228 134H230V133H228ZM228 134H226V135H228ZM234 134H236V133H234ZM6 135V134H5ZM10 135H12V136H14L15 137V135L14 134H10ZM17 135H19L18 133H17ZM30 135V134H29ZM78 135H80L79 133L77 134V136ZM83 135V134H82ZM82 135H81V137H82ZM94 134H92V136H93ZM216 135V134H215ZM220 135V134H219ZM231 135H233V134H231ZM240 135V134H239ZM60 136V135H59ZM62 136V135H61ZM66 136V135H65ZM64 136V137H65ZM91 136V137H92ZM205 138H203V137ZM217 136H218V134H217ZM221 136H223L222 134H221ZM229 136V135H228ZM228 136H227V139L226 140H230V139H228ZM245 136V135H244ZM251 136V135H250ZM1 137V136H0ZM2 137H4V136H2ZM56 137V136H55ZM68 137V136H67ZM80 137V138H81ZM90 137V136H89ZM90 137V138H91ZM211 137H213V135L211 136ZM215 137V136H214ZM236 137V136H235ZM260 137V136H259ZM259 137L257 138V139H259ZM10 138V137H9ZM21 138H23V136L21 135ZM62 138H63V136H62ZM69 138V137H68ZM67 138V139H68ZM70 138H71V136H70ZM73 139L74 141H75V143L77 144V145H79V147H80V144H83L84 142H86L85 140H84V142L82 141V139ZM88 138V137H87ZM224 138V137H223ZM225 138H226V136H225ZM233 138V137H232ZM5 139H7V138H5ZM4 139V140H5ZM16 139H17V137H16ZM24 139V138H23ZM23 139H22V141H23ZM95 139V138H94ZM93 139V140H94ZM97 139V138H96ZM98 139L97 140H95L96 142L98 141ZM133 139V138H132ZM136 139V138H135ZM215 139V138H214ZM234 139V138H233ZM261 139V138H260ZM0 140H2L1 138H0ZM59 140H62V139H59ZM72 140V141H73ZM7 141H8V139H7ZM10 141H11V138H10ZM58 141V140H57ZM63 141V140H62ZM64 141H66V140H64ZM92 141V140H91ZM100 141V140H99ZM216 141V140H215ZM219 141H220V139H219ZM224 141V140H223ZM232 141V139L229 141V142H231ZM239 140H236V142H238ZM248 141V140H247ZM2 141H0V143H1ZM5 141H3V143H4ZM9 142V141H8ZM13 141H11V143H12ZM15 142V141H14ZM55 142H56V140H55ZM61 142V141H60ZM89 142V141H88ZM233 142V141H232ZM235 142V141H234ZM233 142V143H234ZM249 143H250V145H248V147H250L251 146V148L253 147V145H251V144H255V143H251L252 142V140H250V141H248ZM22 143V144H23ZM57 143V142H56ZM62 143V142H61ZM64 143V142H63ZM70 143H72V142H69L68 141V147L70 146L69 144ZM74 143V146L73 147H76V144ZM90 143V142H89ZM95 143V142H94ZM222 143H224V142H222ZM226 143H228V142H226ZM246 143V142H245ZM264 143V142H263ZM5 144V143H4ZM3 144V145H4ZM10 144V143H9ZM21 144V142L19 141V145ZM59 144V143H58ZM85 144H87V143H85ZM84 144V145H85ZM91 145L93 144V143H90ZM90 144H88V145H90ZM97 144H98V142H97ZM124 144H126V146L124 147ZM236 145H238V146H240L241 144L239 143H235ZM8 145V144H7ZM11 145V144H10ZM71 145H73V144H71ZM94 145V144H93ZM92 145V146H93ZM96 145V144H95ZM213 145V144H212ZM224 145V144H223ZM225 145H227V144H225ZM234 145V144H233ZM245 145V144H244ZM255 145H257V144H255ZM5 146H6V144H5ZM14 145H12V147H13ZM15 146H17V145H15ZM29 146V147H30ZM57 146V145H56ZM63 146H64V144H63ZM82 147H80V148H82V149H84L83 148V145H81ZM214 146V145H213ZM221 146V145H220ZM231 146V145H230ZM246 146V145H245ZM262 146V145H261ZM261 146H259V144H258V148H259V152H260V147ZM11 147V146H10ZM20 147H22V149L25 151V150H28L27 149V147H26V149L22 146V145H20ZM54 148H55V146H53ZM66 147V146H65ZM64 147V148H65ZM78 147V146H77ZM76 147V148H77ZM78 147V148H79ZM85 147V146H84ZM88 147V146H87ZM91 146H89L88 148H90ZM215 147V146H214ZM218 147H219V145H218ZM226 147V146H225ZM225 147H224V151H227V150H225ZM2 148V147H1ZM15 148V147H14ZM39 148V147H38ZM60 148H61V146H60ZM71 148H72V146H71ZM75 148V152H76V150H78V148L76 149ZM86 148V147H85ZM93 148V147H92ZM216 149H217V147H215ZM230 148V147H229ZM235 148H236V146H235ZM234 148V149H235ZM241 148H243L242 150L244 151V150H246V147H241ZM255 148H257V147H255ZM262 148V147H261ZM9 150H11V148H8ZM21 149V148H20ZM69 149V148H68ZM73 149V148H72ZM87 149V148H86ZM219 149V152H220V148H218ZM222 149H223V147H222ZM233 148H231V150H232ZM239 148H236L235 150V152L236 153H239V152H237V150H238ZM250 149V148H249ZM3 150H5V149H2V150H0V171L2 170V172H0V173H2V174H0V183H2L3 184V186L5 187H3L2 188V190L4 189V191L6 192V194L10 197V198H13V196L15 195V192H18L19 191V189H18V191H16V189L19 187V188H26V187H24V186H26L27 184H26V182L28 183V182H30L29 180L30 179H28L27 177V179H28V181H26L25 182V180H23V178H21L20 176H18V174H17V172H16V170H14V168L13 167H11L10 166V160H9V162H7L6 161V153H4V151ZM6 150H7V147H6ZM14 151H17L18 150V148H17V150H15V149H13ZM31 150V149H30ZM29 150V151H30ZM36 150V149H35ZM41 150V149H40ZM51 150V149H50ZM57 150V149H56ZM60 150V149H59ZM58 150V151H59ZM63 150H65L66 151V149H63ZM251 150V149H250ZM257 150V149H256ZM262 150V149H261ZM8 151V150H7ZM37 151V150H36ZM52 151V150H51ZM71 151V150H70ZM79 151V150H78ZM222 151V150H221ZM228 151H229V149H228ZM227 151V152H228ZM233 151V154L232 155H234V150H232ZM239 151V150H238ZM242 151V152H243ZM254 151H255V149H254ZM21 152V151H20ZM26 152V151H25ZM33 152H34V150H33ZM69 152V151H68ZM215 152H218V150L217 151H215ZM215 152H213V154L215 153ZM217 153V154H222V153ZM227 152H225V153H227ZM246 153H247V150L245 151ZM244 152V153H245ZM264 152V151H263ZM17 153H18V155H19V150L17 151ZM22 153H23V151H22ZM21 153V154H22ZM36 153V152H35ZM38 153V152H37ZM39 153V154H40ZM55 153H56V151L54 152V154L53 155H55ZM58 153H60V151L58 152ZM56 154V155H60V154ZM65 153V152H64ZM63 153V154H64ZM76 153H80V152H76ZM76 153H75V155H76ZM224 152H223V154H225ZM229 153H231V152H229ZM241 153V152H240ZM244 153H242V155H245V156H247V154H244ZM250 153V152H249ZM248 153V154H249ZM39 154H37V155H39ZM70 154V153H69ZM228 154V153H227ZM227 154H225V155H227ZM251 154H252V152H251ZM255 154H257V157H256V159H260L261 157H259V155H258V153H256L255 152ZM22 155H24V154H22ZM48 155V157H46L47 159H50V157L52 156L53 157V155ZM73 155V154H72ZM110 155V154H109ZM250 155V154H249ZM253 155V154H252ZM251 155V156H252ZM8 156V155H7ZM10 156V155H9ZM9 156H8V158H9ZM12 156V155H11ZM17 156V155H16ZM21 155H19V157H18V159L19 158H21L20 157ZM41 156V155H40ZM40 156H38L39 157V159H41L42 157H40ZM50 156V157H49ZM64 156V155H63ZM67 156V155H66ZM74 156V155H73ZM73 156H67L68 157V159H69V157H73ZM214 156V155H213ZM227 156H230V154L229 155H227ZM227 156H224V157H227ZM235 156V155H234ZM237 156H239V158H241V157H243V156H241L240 157V155L239 154H237ZM28 157H34L33 156V154L32 153H30V152H27V156L25 155V159H27ZM37 156H35L34 158H35V161L37 162V158H36ZM51 157V158H52ZM60 157H62V156H60ZM60 157H57V156H54L53 157V159H54V161L53 162H51V163H53V165H54V162L56 161V160H58L57 158H60ZM82 157V156H81ZM80 157V158H81ZM105 157V158H104ZM109 157V156H108ZM113 157V156H112ZM233 157V156H232ZM236 157V156H235ZM233 157L234 158V162H235V159L237 160L236 162H238V164L240 163V159L238 158V157ZM247 157H249V156H247ZM247 157H246V159L244 158L243 160H241V161H243V162H245V160H246V162H247ZM259 157V158H258ZM263 158H264V155L262 156ZM13 158V157H12ZM43 158H42V161L40 162V160H39V162H40V164H39V168H41V169H44V171H45V168H47L46 170H48V164L50 165L51 163H49L50 161H51V159L48 161H45V163L46 162H48V164L46 163H43L44 162V160H43ZM46 158H45V160H46ZM55 158H56V160H55ZM74 158H75V156H74ZM76 158H77V160L75 161V162H78V157L76 156ZM203 158H201V159H203ZM216 158H217V156H216ZM238 158V159H237ZM250 158V157H249ZM262 158V159H263ZM18 159H16V160H18ZM62 159H64V158H61L60 160L62 161ZM67 159V160H68ZM116 159H114V160H116ZM215 159V158H214ZM219 159V158H218ZM227 159H229L228 157H227ZM232 159V158H231ZM262 159H260V161L262 160ZM13 160H15L14 158H13ZM23 160V159H22ZM60 160H58L59 161V163L61 164V166L63 165L62 163L63 162H65V161H67L66 160V158H65V160L64 161H62V163L60 162ZM69 160H71V158L69 159ZM68 160V161H69ZM204 160V159H203ZM210 160V159H209ZM213 160V159H212ZM217 160V159H216ZM216 160L215 161H213L212 163H215L216 162ZM221 160V159H220ZM230 160V159H229ZM239 160V161H238ZM12 161V160H11ZM19 161H21V159H19ZM27 161V160H26ZM30 161V160H29ZM58 161L56 162V164H57V170H58V168L60 167L59 166V163H58ZM205 161V160H204ZM224 161H225V158H224ZM231 161H233V159L231 160ZM263 162L262 163H264V160H262ZM24 162V161H23ZM70 162V161H69ZM74 162V161H73ZM74 162V163H75ZM82 162V161H81ZM81 162H80V164H81ZM120 163H121V161H119ZM119 162H118V164H115V163H113L114 165H112V166H116V165H119ZM222 162H223V158H222ZM227 162L229 163L230 161H228L227 160ZM249 162H251L250 160H249ZM8 163H10V164H8ZM14 163V162H13ZM18 163V162H17ZM22 163V162H21ZM34 163L35 162H33V165H34ZM67 162H65V164H66ZM72 160H71V162H70V166H71V168L72 167H74V168H72V169H75V165L77 164H75V165H73L74 163H72ZM206 165H207V163L206 162H204ZM203 162H202V164H204ZM221 163V162H220ZM226 163V162H225ZM255 163H257V164H254V166H257L258 167V161H256ZM261 163V164H262ZM15 164V163H14ZM24 164V163H23ZM38 164V163H37ZM64 164V165H65ZM209 164H211V163H209ZM223 164V163H222ZM230 164H231V162H230ZM245 164V163H244ZM13 165V164H12ZM21 165V164H20ZM43 165H45V166H47V167H43ZM52 165V164H51ZM52 165V166H53ZM63 165V166H64ZM204 166V167H206V168H208L207 166ZM227 165V164H226ZM237 165V164H236ZM235 165V166H236ZM242 165V164H241ZM14 166V165H13ZM25 165H23L22 167H24ZM31 166H32V164H31ZM67 166V165H66ZM109 166H110V164H109ZM208 166H210V165H208ZM216 166H218V164H216ZM216 166H214L215 168H216ZM221 166V165H220ZM235 166H233V169H234V167ZM239 166V168H241L240 167V164L238 165ZM237 166V167H238ZM244 166V165H243ZM246 166V165H245ZM250 166H252V165H250ZM260 166V165H259ZM18 167V166H17ZM51 167V166H50ZM65 167V166H64ZM68 167H69V163H68ZM76 167H79V166H77L76 165ZM117 167V166H116ZM116 167H112V169L114 170ZM202 167V166H201ZM201 167L200 166H198V168H196V173L198 174V171L199 172H201L200 171V169H201ZM204 167H202V168H204ZM211 167V166H210ZM210 167H209V169H210ZM246 167H249V166H246ZM253 167V166H252ZM252 167H249V168H252ZM32 168V170H35L36 172H37V168L36 169H33L34 167H31ZM38 168V170L40 171V172H42L43 173V171H41L40 169ZM54 168V167H53ZM52 168V169H53ZM56 168V167H55ZM66 168V167H65ZM65 168L63 169V170H60L61 172L62 171H64L65 170ZM84 168V167H83ZM83 169V171L84 170H86V169ZM118 168V167H117ZM123 168V167H122ZM211 168H213V167H211ZM230 168H232V166L230 167ZM248 168V169H249ZM255 168V167H254ZM263 168V167H262ZM18 169V168H17ZM67 169V168H66ZM68 169H70V167L68 168ZM68 169H67V171L65 170L64 172H69L68 171ZM78 169V168H77ZM214 169V168H213ZM224 170H225V166H224V168H223ZM228 169H229V166H228ZM236 169V168H235ZM234 169V170H235ZM245 169V168H244ZM244 169H242V170H244ZM22 170H24V168L22 169ZM56 170V169H55ZM57 170H56V173H57ZM79 170H81V165H80V169ZM110 170H111V168L110 169H108V171L110 172ZM113 170H111V171H113ZM117 171H118V169H116ZM198 170V171H197ZM206 170H208V169H206ZM205 170V171H206ZM214 170H216V169H214ZM221 171H222V169H220ZM246 170L247 169H245L244 171H243V173L245 174V172H246ZM249 170H252V169H249ZM253 170H255V169H253ZM257 170H260V168L258 167L257 168ZM19 171H20V169H19ZM18 171V172H19ZM25 171V170H24ZM24 171H20V173H22V174H24ZM35 171H33L34 173H35ZM49 171V170H48ZM48 171H45L43 174H46V176H45V178L47 177V176H49V172ZM60 171H58L59 173L58 174H56L55 173V171H53L57 176H59L60 178L62 177V174L64 173H62L61 175H60ZM105 171H103V172H105ZM107 171V172H108ZM209 171V170H208ZM207 171V172H208ZM210 171H211V169H210ZM213 171V170H212ZM218 171H219V168H218ZM220 171V172H221ZM240 171V170H239ZM256 171V170H255ZM263 170H261V172H262ZM53 172H51L52 174L51 175H54V176H56ZM72 172H73V170H72ZM77 172V171H76ZM76 172H73V175H74V173H76ZM85 172V171H84ZM89 172V174H91ZM106 172V173H107ZM193 172V171H192ZM214 172H216V171H214ZM222 172H224V171H222ZM242 172V171H241ZM241 172H240V174H241ZM253 172V174L255 173L254 171H252ZM33 173V176H31V177H33L31 180L34 182V178H35V174ZM41 173V174H42ZM65 173V174H66ZM79 173V172H78ZM78 173H76V175L78 174ZM86 173H88V172H86ZM95 173V172H94ZM93 173V174H94ZM203 173V172H202ZM206 173V172H205ZM211 173V172H210ZM210 173H209V175H210ZM217 173V172H216ZM224 173H226V172H224ZM230 173V172H229ZM228 173V174H229ZM235 173V172H234ZM247 173V172H246ZM251 173V172H250ZM21 174V175H22ZM64 174V175H65ZM67 174H69V173H67ZM71 174V173H70ZM66 175L67 177L68 176H70V177H72L71 175ZM84 173L82 172V175H83ZM93 174H91V176H90V178L92 177V175ZM101 174V173H100ZM100 174H96V175H100ZM110 174V173H109ZM231 174V173H230ZM236 174H238V172L236 171ZM243 174V175H244ZM49 176L50 178L52 177V180L54 179L53 178V176ZM79 175V174H78ZM77 175V176H78ZM86 175V174H85ZM88 175V174H87ZM103 175V174H102ZM101 175V177H103ZM105 175V174H104ZM108 175V174H107ZM200 175V174H199ZM204 175H208V174H204ZM243 175H241V176H243ZM246 175V174H245ZM56 176V177H57ZM66 176H63L62 178H64V177H66ZM224 176H225V174L223 175V178H224ZM252 176V175H251ZM24 177V176H23ZM59 177H57V178H59ZM70 177H68V180H67V178H66V180L64 179V183L66 182L67 184L69 183V184H71V181L72 182H74V180H70L71 178ZM74 177H75V175H74ZM80 176H78L76 179H78ZM84 177V176H83ZM94 177V179H96L95 177L96 176H93ZM92 177V178H93ZM105 177V176H104ZM103 177V178H104ZM109 177V176H108ZM108 177H106V178H108ZM209 177V176H208ZM230 177V176H229ZM235 177V176H234ZM233 177V178H234ZM264 177V176H263ZM25 178V179H26ZM36 178H38V177H36ZM50 178H48L49 179V181H50V183H51V179ZM57 178H55V179H57ZM70 178V179H69ZM89 178V179H90ZM98 178V177H97ZM99 178H100V176H99ZM103 178H101L102 179V181H104L103 180ZM205 178V177H204ZM225 178H226V176H225ZM231 178H232V176H231ZM244 178H245V176H244ZM80 179H82V178H80ZM79 179V180H80ZM88 179V180H89ZM111 179V178H110ZM109 179V180H110ZM200 179V178H199ZM208 179V178H207ZM213 179V178H212ZM211 179V180H212ZM237 179V178H236ZM245 179H248V178H245ZM245 179H243V181L247 184V181L245 180ZM253 179V178H252ZM35 180H37V179H35ZM39 180V179H38ZM59 180H61V179H59ZM58 180V181H59ZM63 180V179H62ZM61 180V181H62ZM78 180V181H79ZM83 180V179H82ZM82 180H80L79 182H81ZM88 180H86V177H85V179L82 181V182H85V181H88ZM200 180H202V179H200ZM227 180V179H226ZM234 180V179H233ZM240 180V179H239ZM262 180V179H261ZM263 180H264V178H263ZM30 182L29 183V185L31 184V183H33V182ZM40 181V180H39ZM39 181H38V183H39ZM57 181V180H56ZM60 181V182H61ZM68 181H70V182H68ZM93 181V180H92ZM92 181H88V183H90V182H92ZM98 181H100V180H98ZM206 181V180H205ZM223 181H225L224 179H223ZM229 181H231V180H229ZM250 182L251 181H253V180H249ZM255 181V180H254ZM257 181V180H256ZM48 182V181H47ZM53 182V181H52ZM60 182H56L57 184L58 183H60ZM77 182V181H76ZM96 183H97V185H99L98 183H100V182H97V180L95 181ZM107 182H108V180H107ZM227 182V181H226ZM225 182V184H227ZM240 182V181H239ZM239 182H237L238 184H241V183H243L242 181H241V183H239ZM258 182H260V180H258ZM258 182H256L257 184H258ZM38 183L36 182L35 184H36V186H35V188H37V185H38ZM41 183V182H40ZM46 183V182H45ZM44 183V184H45ZM54 183H55V181H54ZM55 183V184H56ZM63 183V184H64ZM86 183L87 182H85V184L83 185V186H85L86 185ZM224 183V182H223ZM222 183V184H223ZM234 183H235V180H234ZM254 183V182H253ZM255 183V184H256ZM261 183V182H260ZM2 184H1V186H2ZM26 184V185H25ZM56 184V185H57ZM62 184V182H61V184L59 185V187L60 186H62L63 185ZM66 184V186L68 187V185ZM72 184H74V183H72ZM81 184V183H80ZM83 184V183H82ZM91 184H94V182H92ZM212 184H214V183H212ZM248 184H249V182H248ZM247 184V185H248ZM251 184V183H250ZM29 185L27 186L28 188H26V189H29ZM33 184H31L30 186H32ZM42 185V184H41ZM46 185V184H45ZM52 185V184H51ZM54 185V184H53ZM56 185L55 186H53L52 188H50V189H48L49 187H50V185L48 186V188L46 189V190H44V196H43V199L41 198V196H40V193L38 192V194H39V196H40V200L39 201H41V199H42V201L40 202V205H39V207H38V211H40L39 210V208L41 209V212H42V209H43V207L45 206V205H49L48 203H49V200L51 199H53V197L55 196L54 195V193L56 194H58L59 195V193L61 192V191H59V187H58V185H57V188H56ZM76 185V184H75ZM74 185V186H75ZM77 185H79L78 183H77ZM97 185H95L96 186V188L95 187H93L94 189H97ZM101 185H103V184H101ZM107 184H105V186H106ZM219 185V184H218ZM228 185V184H227ZM226 185V186H227ZM233 185V184H232ZM231 185V186H232ZM242 185H244V184H242ZM259 186L261 185V184H258ZM34 186V185H33ZM40 186V185H39ZM38 186V187H39ZM64 186H65V184H64ZM71 186V185H70ZM73 186V187H74ZM82 186V185H81ZM80 185H79V187H81ZM89 185L87 184V189L89 188L88 187ZM94 186V185H93ZM100 186V185H99ZM104 186V187H105ZM234 186H235V184H234ZM233 186V187H234ZM238 186V185H237ZM240 186V185H239ZM238 186V187H239ZM245 186V185H244ZM249 186L250 185H248L247 187H248V189H250L249 188ZM252 186V185H251ZM250 186V187H251ZM253 186H255L254 184H253ZM63 187V186H62ZM72 187V186H71ZM78 187V186H77ZM102 187V186H101ZM109 187L107 188V189H109ZM232 187V188H233ZM236 187V186H235ZM235 187H234V190L236 191V189H235ZM264 187V186H263ZM1 188V187H0ZM21 188V190L23 191V189ZM32 188V187H31ZM46 188V187H45ZM59 188V189H58ZM66 188V187H65ZM76 188V187H75ZM82 188V187H81ZM92 188V187H91ZM92 188V189H93ZM228 188H229V186H228ZM240 188H241V186H240ZM239 188V189H240ZM246 188V187H245ZM253 189H254V187H252ZM79 189V188H78ZM84 190H85V188H83ZM83 189L81 190L82 192H83ZM86 189V190H87ZM87 190V193L88 192H90L91 191V193L94 191V190ZM102 188H100V190H101ZM105 189V188H104ZM212 189V190H211ZM230 189V188H229ZM258 189V188H257ZM260 189V188H259ZM263 189V188H262ZM2 190H0L1 192H2ZM41 190V189H40ZM61 190H63V189H61ZM67 190H68V192H66L65 190H63V191H65L66 193H69V195L71 194L70 193V188H67ZM80 190V189H79ZM106 190V189H105ZM217 190V189H216ZM224 190V189H223ZM223 190H222V192H223ZM226 190H228L227 188H226ZM231 190V189H230ZM230 190H229V192H228V195H226L225 193H223V195L222 196H224V194H225V198H226V196H227V199L228 198H231V197H228L229 195H231V193H230ZM242 190H243V186H242ZM241 190V191H242ZM250 190H252V189H250ZM22 191H19V193H21L22 195H23V193H22ZM34 191H36L37 192V190H34ZM39 191V190H38ZM73 191V190H72ZM71 191V192H72ZM75 192L77 191L78 192V190H74ZM73 191V192H74ZM81 191H79V192H81ZM96 191V190H95ZM101 191H103V189L101 190ZM101 191H99V193L98 194H100V192ZM239 192H240V194L242 195V193L244 194V192H242L241 193V191L240 190H238ZM246 191V190H245ZM254 191V190H253ZM26 192V191H25ZM59 192V193H58ZM64 192V194H66ZM72 192V193H73ZM73 193L74 195L76 194L77 195V192L76 193ZM81 192V193H82ZM98 191H96V193H97ZM105 192H108L109 193V191L107 190V191H104V193ZM125 192H127V193H125ZM234 192V191H233ZM252 192V191H251ZM254 192H256V191H254ZM254 192H253V194H254ZM264 192V191H263ZM27 193V192H26ZM25 193V195H27V198H28V195H29V193L30 192H28V194H26ZM35 193V192H34ZM41 193H42V191H41ZM86 193V192H85ZM94 193V192H93ZM104 193H102V194H104ZM111 193V194H112ZM230 193V194H229ZM257 193V192H256ZM256 193H255V196H253V198H258L257 196H256ZM1 194V193H0ZM2 194H5L4 192H2ZM2 194L0 195L1 197H2ZM36 194V193H35ZM34 194V195H35ZM60 194H62V192L60 193ZM79 194V193H78ZM82 194H84V193H82ZM82 194H79V195H82ZM88 194H90V193H88ZM98 194H95L97 197H95V199L93 200V203L91 204V205H86L85 207V213H84V211H83V215H79L78 214V212H79V210H78V212H75V210L76 209H73V207H75L72 203H71V200L68 202L71 206H73L72 208H68V207H66L65 209H69V210H65V211H62L63 209L62 208H54V206L56 207V205H54V204H56V202L53 204V205H51L52 207H53V209H52V211H48V213H49V215H47L46 217H45V220H43V222H44V226L43 227H39L37 230H32L29 234H28V236H21V234L19 233V230H21L20 228H21V223L17 220V219H15L14 217H11V215H12V213H11V209H12V207L14 206V205H16L17 206V203H14V202H16V201H18V199L17 200H15L14 202H9V203H3L2 202V200H0V233L2 234V236H3V238H2V241L0 242V260L2 259V262L3 263H6V262H9V259L10 260H16L17 262H19V264H78V261H77V263H76V261H74L73 260V256H72V254H71V248L72 249H74L75 248V246L73 245V242H75V241H77V240H75V241H72V240H74L75 238V236H73V235H71V236H73L72 238H71V236L69 235V232H70V234H72L71 233V231L73 230L72 228H77V226L79 227V225H83V224H85L86 222L85 221H87V220H83V219H85V217L86 216H84V214H87L88 215V217H89V221L87 222V224L86 225H84V226H80V227H85V228H87V231L86 232H88V229H90V224H91V226H93V228H96V231H98L97 229H99V232H97L96 233V231L94 230V231H90V232H95V234H96V236H95V239H96V237L97 238H99V239H96L95 240V243L97 242V240L100 242V240L102 239V237H101V239H100V237H98V236H102L103 234H99L100 233V231H103L102 230V226L101 225H103L104 223H105V225H103V226H106L105 228H106V230H104V231H107L108 229H110L109 227H114L115 226V223H114V220H113V222L112 223H114L113 225H110L109 224V222L108 221H106V219L104 220V217H106L105 216V213H107V212H104L105 211V209H107L108 207H106V205L103 203L104 201H102V198L104 197V196H106L107 195V193H106V195H104L102 198H100L101 196H98ZM235 194H237V191H236V193H234L233 195H235ZM239 194V193H238ZM239 194V196H241ZM246 194H247V192H246ZM252 193H250L249 195H251ZM31 195H33V192H32V194ZM30 195V196H31ZM43 195V194H42ZM57 195V197H59ZM76 195L73 197L72 195L70 196V198L71 197H73V199L72 200H74V198L76 197ZM92 195V194H91ZM110 195V194H109ZM108 195V196H109ZM220 195H221V193H220ZM249 195H246V198H248L247 196H249ZM17 196V195H16ZM37 196V195H36ZM62 197H63V199L62 200H64V198H65V201H66V197L65 196H68V194L67 195H61ZM78 196V195H77ZM83 197H81V196H79V197H81V200H84L86 197L84 196V195H82ZM88 196V195H87ZM92 196H94V195H92ZM92 196H90L89 195V198L88 199H90V197H92ZM232 196V195H231ZM236 196V195H235ZM264 196V195H263ZM0 197V198H1ZM15 197V196H14ZM19 197H22L21 195L19 196ZM19 197H17V198H19ZM32 198H33V196H31ZM69 197V196H68ZM68 197H67V199H68ZM112 197V196H111ZM110 196H109V198H111ZM223 197V198H224ZM245 197V196H244ZM260 197V196H259ZM4 198H6V197H4ZM26 198V197H25ZM27 198L24 200L25 202H26V200H27ZM83 198V199H82ZM93 198V197H92ZM105 198V197H104ZM103 198V199H104ZM107 198V197H106ZM109 198H107V199H109ZM127 198V197H126ZM236 198V197H235ZM237 198H239L238 197V195H237ZM245 198V199H246ZM22 200L24 199V198H21ZM31 201H32V199L31 198H29ZM35 199V198H34ZM57 199V198H56ZM55 199V200H56ZM58 199H60V198H58ZM57 199V200H58ZM75 199H77V198H75ZM78 199H80V198H78ZM77 199V201L76 200H74V201H76L77 202V205L78 206H80V208L83 206V205H81V203H80V201L81 200H78ZM88 199H85L84 201H87ZM112 200L114 199L113 197L111 198ZM124 199V198H123ZM249 200L248 201H250V199H251V197L250 198H248ZM259 199V198H258ZM261 199H263V198H261ZM29 200V201H30ZM54 200V199H53ZM111 200V201H112ZM124 200H127V199H124ZM230 200V199H229ZM232 200V199H231ZM255 199H253L251 202H254V205H256V203H255V201L256 202H258V203H260L261 201H264V200H255ZM8 201H9V199H8ZM8 201H5V202H8ZM12 201V200H11ZM31 201L29 202V203H31ZM36 201V202H35ZM35 201H33V202H35L36 204H38L37 203V200H35ZM108 201V205L111 203H113L115 200H113L112 202H110L109 200H107ZM27 202H28V200H27ZM32 202V203H33ZM48 202V203H47ZM51 202V201H50ZM73 202V201H72ZM80 203V205H79V203ZM90 202V201H89ZM89 202H86V203H89ZM110 202V203H109ZM126 201H124L123 203H125ZM229 203H230V201H228ZM228 202H226V203H228ZM232 202V201H231ZM251 202H250V204H251ZM21 203H23V201H21ZM20 203V204H21ZM51 203H53V201L51 202ZM60 203H61V207H62V201H60L59 202V204L57 203V205H59L60 206ZM65 203V202H64ZM67 203V202H66ZM67 203V204H68ZM82 203H85V202H82ZM85 203V204H86ZM127 203H129V202H127ZM133 203H135V202H133ZM246 203H248V202H246ZM19 203H18V205H20ZM23 204H26V203H23ZM35 204V205H36ZM109 205V209L111 210V206L112 205H114V204H112V205ZM117 205H118V202L116 203ZM130 205L132 204V203H129ZM232 203H230V204H226V205H228V207H229V205H231ZM233 204H234V202H233ZM249 204V205H250ZM22 205V204H21ZM27 205V204H26ZM34 205V204H33ZM33 205H31L32 207H34ZM66 206V204H63V207H65ZM130 205H128V204H126V206L125 205H123V206H125V207H128V206H130ZM245 205V204H244ZM252 205H253V203H252ZM262 205H264V204H262ZM261 205V206H262ZM23 207H24V205H22ZM22 206H21V208H22ZM28 207L30 206L29 204L27 205ZM37 206V205H36ZM50 205H49V207L50 208H52ZM68 206V205H67ZM77 206V207H78ZM115 206V205H114ZM119 206H122V205H119ZM118 206V207H119ZM132 206H133V204H132ZM234 206V205H233ZM239 206H238V210H239ZM259 206H260V204H259ZM258 206V207H259ZM46 207V206H45ZM44 207V208H45ZM48 207V206H47ZM70 207V206H69ZM76 207V208H77ZM124 207V208H125ZM246 207V206H245ZM249 207V206H248ZM248 207H246L247 209H249ZM263 207V206H262ZM16 208H18V207H16ZM20 208V207H19ZM26 208V210H28V208L27 207H25ZM79 208V209H80ZM82 208H84V207H82ZM116 210H120V209H117L116 207H114ZM114 208H113V210L112 211H115L114 210ZM133 208H135V207H133ZM231 208V207H230ZM232 208H234V207H232ZM236 208V207H235ZM264 208V207H263ZM32 209V208H31ZM126 209V208H125ZM132 209V208H131ZM130 209V210H131ZM255 209V208H254ZM36 210V211H37ZM45 210V209H44ZM43 210V211H44ZM83 210V209H82ZM122 210V209H121ZM129 210V211H130ZM133 210V209H132ZM20 211V210H19ZM18 211V212H19ZM111 211V212H112ZM123 211V210H122ZM128 211V212H129ZM235 211H237V210H235ZM241 211V210H240ZM245 211H247V212H249L248 210H246L245 209ZM252 211V210H251ZM254 211H257V209L256 210H254ZM260 211V210H259ZM16 212V211H15ZM26 212V211H25ZM28 212V211H27ZM26 212V213H27ZM30 212V211H29ZM80 212H81V214H82V211L80 210ZM117 212V211H116ZM116 212H114V213H116ZM130 212H132V211H130ZM133 212H135V211H133ZM25 213V215L27 216V214H29V213H27L26 214ZM35 213H37V212H35ZM108 213H110V211L108 212ZM113 213V214H114ZM236 213H238V212H236ZM258 213V212H257ZM20 214H24V213H22L21 211H20ZM117 214H119V216H121V213H119V211H118V213ZM116 214V215H117ZM128 214V213H127ZM246 214V213H245ZM255 214H256V212H255ZM260 214H261V211H260ZM10 215V216H9ZM24 215V216H25ZM30 215L32 216V214L30 213ZM111 215V214H110ZM115 215V216H116ZM125 215V214H124ZM254 215V214H253ZM257 215V214H256ZM14 216V215H13ZM36 216V215H35ZM37 216H38V214H37ZM112 216V215H111ZM114 216V215H113ZM114 216V217H115ZM119 216H116L114 219L116 220V221H118L119 219H120V217ZM123 216V215H122ZM262 216V218L260 217V216H258V217H260L261 219H260V221L261 220H263L264 218H263V215H261ZM82 217H84V218H82ZM108 217H109V215H107V220H109L108 219ZM117 217H119V219L117 218ZM125 217V216H124ZM129 217V216H128ZM255 217H257V216H253V218H255ZM18 218V217H17ZM30 218V217H29ZM39 218H41V216L39 217ZM113 218V217H112ZM130 218V217H129ZM30 219H32V218H30ZM34 219V218H33ZM118 219V220H117ZM124 219V218H123ZM127 219V218H126ZM259 219V218H258ZM110 220H112V219H110ZM109 220V221H110ZM130 220V219H129ZM136 220V218H134V220H133V222ZM251 220H252V218H251ZM31 221V220H30ZM122 220L120 219L119 221H118V223L119 222H121ZM127 222H129L128 220H126ZM22 222V221H21ZM27 222H28V220H27ZM36 221H34V223H35ZM124 222H125V219H124ZM131 222H132V219H131ZM253 222V221H252ZM251 222V223H252ZM23 223H25V222H23ZM37 223V222H36ZM39 224H41L42 225V223H40V222H38ZM89 223V224H88ZM138 223V222H137ZM256 223H257V221H256ZM28 224V223H27ZM107 224V225H106ZM134 224L137 226H139V224H136V222H134ZM255 224V223H254ZM87 225H89V226H87ZM109 225V226H108ZM116 225H118V224H116ZM124 226H125V223L123 224ZM127 225H129V224H127ZM132 226H133V223L131 224ZM225 225H223V226H225ZM250 225H252V226H250ZM260 225V224H259ZM29 226V225H28ZM35 226H36V224H35ZM87 226V227H86ZM121 226V225H120ZM137 226V227H138ZM261 226V225H260ZM23 227V226H22ZM99 227H102V228H99ZM123 227V226H122ZM140 227V226H139ZM138 227V228H139ZM218 228H219V226H217ZM254 227V226H253ZM256 227V226H255ZM259 227V226H258ZM30 230H31V228L30 227H28ZM36 228V227H35ZM47 228L49 229V228H51V231H47ZM116 228V227H115ZM115 228L113 229L112 228V230L114 231L115 230ZM118 228V227H117ZM116 228V229H117ZM120 228V227H119ZM118 228V229H119ZM128 228V227H127ZM141 228V227H140ZM143 228V227H142ZM261 228V227H260ZM263 228V227H262ZM23 229V228H22ZM91 229H92V227H91ZM90 229V230H91ZM101 229V230H100ZM122 229V228H121ZM134 228H131V231L133 230ZM137 229V228H136ZM234 229H232V230H234ZM259 229V228H258ZM26 230V229H25ZM77 230V229H76ZM80 230V229H79ZM83 230V229H82ZM85 230V229H84ZM83 230V231H84ZM112 230H111V232H112ZM120 230V229H119ZM123 230V229H122ZM122 230H121V232H122ZM128 230H130V228H128ZM225 230V228L223 227V231ZM228 230V229H227ZM236 230H235V232H236ZM261 230V229H260ZM22 231V230H21ZM28 231V230H27ZM82 231V232H83ZM123 231H125V230H123ZM135 231V230H134ZM138 231V230H137ZM81 232V233H82ZM85 232V231H84ZM83 232V233H84ZM85 232V233H86ZM115 232V231H114ZM117 232H120V231H117ZM142 232V231H141ZM141 232H138V233H140L141 234ZM144 232V231H143ZM236 232V233H237ZM263 232V231H262ZM27 233V232H26ZM77 233H78V230H77ZM81 233H80V235H81ZM84 233V235L83 236H85V238H87L86 236L88 235V234H85ZM89 233V232H88ZM92 233H90V235L92 234ZM102 233V232H101ZM104 233V232H103ZM109 233V231H107V234ZM132 233H133V231H132ZM135 233V232H134ZM134 233H133V236H134ZM264 233V232H263ZM76 234V233H75ZM97 234H98V236H97ZM106 234V233H105ZM114 234V233H113ZM115 234H116V232H115ZM121 234V233H120ZM123 234H125V232L123 233ZM126 234H130V235H128V236H130V238H131V233H126ZM137 234V233H136ZM135 234V235H136ZM140 234L138 235V236H140ZM231 234H233V232H231ZM117 235V234H116ZM228 235V234H227ZM226 235V236H227ZM230 235V234H229ZM240 235V234H239ZM242 235H240V236H242ZM117 236H119V235H117ZM137 236V237H138ZM77 237H80L79 236V234H77V236H76V238ZM92 237V236H91ZM104 237V236H103ZM106 237H108V235L107 236H105V239H106ZM113 237V236H112ZM127 237V236H126ZM137 237H135V238H137ZM243 237V236H242ZM81 238V237H80ZM84 238V237H83ZM120 238H121V235H120ZM124 238H125V236H124ZM123 238V239H124ZM130 238H128V239H130ZM139 238V237H138ZM236 238V239H237ZM104 239V238H103ZM104 239V240H105ZM108 240L110 239V238H107ZM125 239H127V238H125ZM132 240L130 241L131 243H133L134 241V239L133 238H131ZM244 239V238H243ZM260 239V240H261ZM90 240H91V238H90ZM93 241H94V239H92ZM91 240V241H92ZM111 240V239H110ZM109 240V241H110ZM115 240V239H114ZM138 240V239H137ZM236 242H234V241ZM84 241V240H83ZM88 241H89V239H88ZM106 241V240H105ZM116 241V240H115ZM115 241H111V242H115ZM118 241H119V237H118ZM125 241V240H124ZM133 241V242H132ZM141 241H142V239L140 240V242L139 243H141ZM78 242H81V239H80V241L78 240ZM102 243L101 244H103V241H101ZM117 242V241H116ZM123 242V241H122ZM127 242H128V240H127ZM127 242L125 241L124 242V244L123 245H125V243L127 244ZM247 242V241H246ZM260 242H262V241H260ZM86 243L88 244V242L86 241ZM91 243V242H90ZM93 243V242H92ZM105 243V242H104ZM118 243V242H117ZM117 243H115L116 245V247H118V245H117ZM244 243V242H243ZM253 243V242H252ZM263 243H264V241H263ZM83 244V243H82ZM97 244H98V242H97ZM100 244V243H99ZM99 244H98V246L96 247V245L94 246V247H96L95 248V250H93L94 248H92V249H90V250H92V251H95L96 253L97 252H99V251H96L97 249H100V248H98L99 247ZM100 244V245H101ZM113 244V243H112ZM130 244V243H129ZM249 244V243H248ZM248 244L246 243V245L248 246ZM77 245H79V244H77ZM76 245V247H78ZM86 245V244H85ZM90 245V244H89ZM94 245V244H93ZM104 245V244H103ZM103 245H101L102 246V249H103ZM137 245V247H138V244H136ZM136 245L134 246V248L136 247ZM256 245H258V244H256ZM261 245V244H260ZM72 246H74V247H72ZM88 245H86V247H83V248H88L89 249V247H91V245L90 246H88ZM106 246H107V243H106ZM109 246V248H110V246H112L111 244H109L108 245ZM114 246V245H113ZM112 246V247H113ZM126 246V245H125ZM125 246H123V247H125ZM130 246V245H129ZM133 246V245H132ZM131 246V247H132ZM142 246V247H143ZM245 246V245H244ZM262 246V245H261ZM246 247V246H245ZM251 247V246H250ZM253 247V246H252ZM263 247H264V244H263ZM78 248H80V247H78ZM115 248V247H114ZM119 248V247H118ZM121 248H122V246H121ZM126 248V247H125ZM128 248V247H127ZM138 248H141L140 246L138 247ZM247 248V247H246ZM245 248V249H246ZM262 248V247H261ZM260 248V249H261ZM76 249V248H75ZM85 249H83L82 250V252L85 250ZM101 249V250H102ZM107 248H105V251L107 252V251H109L110 249H107ZM116 249V248H115ZM120 249V248H119ZM118 249V250H119ZM132 249H133V247H132ZM142 249V248H141ZM247 249H250L249 247L247 248ZM264 249V248H263ZM79 250V249H78ZM87 250V249H86ZM86 250H85V252H86ZM101 250H100V252H101ZM123 250V252L120 250V252H119V254H121V252H122V254L123 255H126L125 253L126 252H128L129 250L128 249H125L126 250V252L124 251V249H122ZM128 250V251H127ZM262 250V249H261ZM75 251V250H74ZM74 251H73V254H75L74 253ZM103 251H104V249H103ZM104 251V252H105ZM114 251H117V250H114ZM135 251H137V252H135ZM138 251H139V249L138 250H133V252L134 253H137V254H140V252L138 253ZM143 251V250H142ZM254 251V250H253ZM258 251H260V250H258ZM78 252H81L80 250L78 251ZM85 252H83L82 254H84V255H87V253L85 254ZM103 252V253H104ZM110 252V251H109ZM130 252V251H129ZM251 252V251H250ZM89 253H91V252H89ZM93 253L94 252H92V255H93ZM103 253L101 252V255L103 256ZM110 253H112V252H110ZM114 253V252H113ZM132 253V252H131ZM254 252H251V254H253ZM259 253H261V252H259ZM78 254H81V253H78ZM97 254H99V253H97ZM115 254H118L117 252L115 253ZM119 254L118 255H115V257L116 256H118V259H119ZM122 254L120 255V257L122 256ZM145 254V252L143 253V255ZM167 254V253H166ZM94 255H96V254H94ZM101 255H99L100 257H101ZM105 255V254H104ZM108 255H109V253H108ZM129 255H130V253H129ZM136 255V254H135ZM134 255V256H135ZM254 255V254H253ZM257 255H258V252H257ZM256 255V256H257ZM107 256V255H106ZM109 256H111L112 257V255H109ZM150 256V257H151ZM166 256V255H165ZM168 256H169V254L167 255V257L166 258H168ZM263 256H264V254H263ZM75 257V256H74ZM88 258H89V256H87ZM97 257V259H98V255L96 256ZM110 257V258H111ZM126 257V258H125ZM133 257V256H132ZM132 257H130L131 259H132ZM138 257H139V255H138ZM142 257V256H141ZM145 257V256H144ZM147 257V256H146ZM84 258L85 257H83V259L82 260H84ZM94 258V257H93ZM102 258V257H101ZM105 258V257H104ZM106 258H109L108 256L106 257ZM124 258L125 259H128L127 258V255L126 256H124ZM123 257H122V259H124ZM140 258V257H139ZM161 258H163V256L161 257ZM165 258V257H164ZM165 258V259H166ZM169 258V259H170ZM246 258V257H245ZM244 258V259H245ZM74 259H76V258H74ZM77 259H79V263L82 261H80V258H77ZM97 259H95V260H93V259H91L92 261H94V262H96V260ZM118 259L117 260H114V259H112V264H126L127 262H123V261H120V259H119V261H118ZM121 259V260H122ZM141 260H142V258H140ZM140 259H136V260H140ZM146 259V258H145ZM148 259H150V258H148ZM152 259V258H151ZM152 259V260H153ZM252 259H253V257H252ZM259 259V258H258ZM261 259V258H260ZM99 260H100V258H99ZM106 260V259H105ZM111 260V259H110ZM109 260V261H110ZM135 260V259H134ZM140 260V261H141ZM246 260V259H245ZM85 261H87V260H85ZM89 262H90V259L88 260ZM102 261V260H101ZM104 261V260H103ZM103 261H102V263L101 264H105V262L103 263ZM108 261V260H107ZM108 261V262H109ZM127 261V260H126ZM130 261V260H129ZM137 262V263H143L144 261H142V262ZM146 261V260H145ZM159 261H160V259H159ZM161 261H163V260H161ZM160 261V262H161ZM171 261H172V259H171ZM253 261H254V259H253ZM253 261H249V262H252V264H253ZM264 261V260H263ZM14 262V261H13ZM75 262V263H74ZM88 262V263H89ZM108 262H106V264H109ZM135 261H131L130 263H134ZM157 262V261H156ZM155 262V263H156ZM164 262V261H163ZM165 262H166V260H165ZM167 262H169V261H167ZM239 262H240V260H239ZM247 263L246 264H248V261H246ZM1 263V262H0ZM83 263H87V262H83ZM83 263H81V264H83ZM87 263V264H88ZM92 262H90L89 264H91ZM97 264L99 263L98 261L96 262ZM136 263V262H135ZM146 263H147V261H146ZM151 262H149V264H150ZM158 263V262H157ZM156 263V264H157ZM263 263V262H262ZM8 264V263H7ZM10 264V263H9ZM11 264H13V263H11ZM16 264V263H15ZM152 264H154V262L152 263ZM160 264V263H159ZM164 264V263H163ZM166 264V263H165ZM250 264V263H249ZM255 264H256V262H255Z\"/></svg>",
	"mask_w": 264,
	"mask_h": 264
},
{
	"label": "rangeland",
	"instance_id": "374dc122",
	"mask_svg": "<svg viewBox=\"0 0 264 264\" xmlns=\"http://www.w3.org/2000/svg\"><path fill=\"white\" fill-rule=\"evenodd\" d=\"M6 0H3L1 3V5H0V25H2V24H7V22L5 21V19L7 20V18H8V20H10V24L12 23L13 24V26H11V28H10V30L12 29L13 30V32H15V30L16 29H18L17 31H16V33L19 35V38L18 39H16L14 42H13V44L11 45H9V44H7L5 41H6V39H4L5 41H1L0 40V54L2 53V54H4L6 51H4V49H6L7 50V52H6V54L9 56V58L11 59H9L8 57H6V56H4V55H6V54H4V55H0V69L1 70H4V72L6 73V75H4V76H1L0 75V89L1 90H3V88L4 87H6V88H4L5 90H3V91H0V92H4L5 91V93H7V94H9V96L11 97V98H14L15 97V95H14V93H12V90H14V89H16V91H17V96L15 97L16 98V103L13 105V107L15 108L16 107V109H15V112L13 111V109L14 108H10L9 110H6V111H0V118L2 119L1 121H0V138L2 139V140H0V141H2L1 143H0V150H2V149H5V150H3L4 151V153H6L8 156H9V158H8V156L6 155V161L7 162H9V160H10V163H8V164H10V166L11 167H13L14 168V170H16V172H17V174H18V176H20L21 178H23V180H25V182L26 181H28V179H30L29 181L31 182L32 180V178L33 177H31V176H33V171H35V170H32V168L31 167H34L33 169H36L37 170V172L35 171V178H34V182L33 183H31V184H33L32 186H30L29 185V183L30 182H26V186H24V187H26V188H28L27 186L29 185V189H26V188H22L23 189V191L21 190V188H17L16 189V191H18V189H19V191H22V193H23V195L21 194V193H19V191L18 192H15V197L13 196V198H10L7 194H6V192L4 191V189L2 190V188L4 187L3 186V184L2 183H0V190H2V192H4L5 194H2V192L0 191V193L2 194V197L0 198V200H2V202L3 203H9V202H14L15 200H17L18 199V201H16V202H14V203H21V201H23V203H26L27 205L29 204L30 206L28 207L26 204H23V203H21L22 205H24V207L20 204V205H18V203H17V206L16 205H14L13 207H12V209H11V213H12V215H11V217H14L15 219H17L20 223H21V230H19V233L21 234V236H28V234L32 231V230H37L39 227H43L44 226V222H43V220H45V217L47 216V215H49V213H48V211L50 210V211H52V209H53V207L51 206V205H53L56 201V204H54V205H56V207L54 206V208H62L63 210L62 211H65V210H69L68 208H72L73 206H71L72 204L75 206V207H73V209H76L75 210V212H78V210H79V212H78V214L81 216V215H83V211H84V213H85V208L87 207L86 205H91L92 203H93V200L95 199V197H97L95 194H98L99 193V191H101L102 189H103V191H101L100 192V194H98V196H101L100 198H102L104 195H106V193H107V195L106 196H104L103 198H102V201H104L103 203L106 205V207H108L107 209H105V211L104 212H107V213H105V216L107 217V215H109V217H108V219L110 220V219H112V220H107V218L106 217H104V220L106 219V221H108L109 222V224L110 225H113L115 222V226L113 227H109L110 229H108L107 231H109V233L107 234V231H104V230H106V226H103V225H105V223L103 224V225H101L102 227H99V228H102V230L103 231H100V233L99 234H103L102 236L100 235V236H98V234H97V236L98 237H100V239H101V237H102V239L100 240V242L97 240V242H98V244L100 243H102L101 241H103V244H101V245H103V249H104V251H105V248H107V249H110L109 251L110 252H112V253H110L109 251H103V249H102V246L99 244V247L98 248H100V249H97L96 251H99V252H97V253H99V254H97L95 251H92V250H90V249H92V248H94L93 250H95V248L98 246V244H97V242L95 243V240L96 239H99V238H97L96 237V239H95V236H96V234H95V232H90V231H96V228H93V226H91V224H90V229H91V227H92V229L90 230V229H88V232H86L87 231V226H89V225H87L86 227L87 228H83V227H80V226H84V225H86L87 224V222L89 221L88 219H89V217H88V215L87 214H84V216H86L85 217V219H83L84 221L85 220H87V221H85L86 223L85 224H83V225H79V227L77 226V228L75 227V228H72L73 230L71 231V233L72 234H70V232H69V235L71 236V235H73V236H77V234H79V236L81 237H77L76 238V236L74 237L75 239L74 240H72V241H75V240H77V241H75V242H73V245L75 246V248L74 249H72L71 248V254H72V256H73V260L74 261H78V264H81V263H83V262H89L88 260L90 259V262H92L91 264H97L96 262L98 261L99 263L98 264H101L102 263V261H103V263L106 261V262H108L110 259V261L108 262L109 264H112L111 262H112V259H114V260H117L118 259V256H116L115 257V255H118L119 254V252H120V250L123 252V250L122 249H124V251L126 252V250L125 249H130L128 252H126L125 254L127 255V258L128 259H125L124 258V256H126V255H123L122 254V252H121V254H122V256L120 257V255L121 254H119V259H120V261H123L124 263L125 262H127L126 264H132V263H130L131 261L133 262V261H135L133 264H141V263H137V262H139L141 259L140 258H142V260L140 261V262H142V261H144L142 264H149V262H151L150 264H152L153 262H154V264H156L157 262V264H172L173 263V259L174 258H170V256H173L172 255V252H169L168 250L167 251H163L162 253H164V254H161L162 256H163V258H161L162 256H160V257H158V256H156V258H155V260L153 259V256H148L149 255V253L144 249V239L145 238H143V237H145V236H142L143 234H145V228H144V226L142 225V222H141V220L140 219H138L137 217H136V205H137V201L136 200H133V199H131V198H129V196H127V194L125 195L124 194V196H123V198L124 199H127V200H124L123 198H122V203H119V202H121V201H118L117 200V202H118V205L116 204L117 202H116V197H114L115 195L111 192V188L108 186V184L110 183L109 181H112L113 180V174L111 175V173H114L115 171L116 172H119L120 170L119 169H122V171H120V172H123V170L125 171V163H124V161L123 160H121V159H116V158H114L115 156L114 155H111L112 153H110V151L109 150H106L105 151V153L103 154V156H105V157H107V158H110V159H113L112 160V162L113 163H115V164H118V162L119 161H121V163L119 162V165H116V166H112V165H114L113 163H109L110 164V166H109V164H108V168H107V171H108V169H110L111 168V170H113L112 169V167H116L113 171H111L110 170V172L108 171H105V170H102L101 169V171L100 170H93V171H89L88 170V168L86 169L85 168V166H84V163H83V156L84 155H81L82 153L84 154L85 152L84 151H88L89 149H91V150H96V149H98L99 147H100V145H102V143H103V138H99L98 139V137H95L96 135L97 136H99L98 135V132H101L100 131V129L103 131L105 128H103V122H104V120H105V125L107 124V122H109L110 120L112 121L113 120V118H114V116H115V111L113 110V109H109V107H108V109L110 110V113H109V110L107 111V110H103V109H99L98 111L99 112H97L93 117H91V116H87L86 117V115H84L85 117H81L83 114H75V112H76V108H75V106L73 107V105H72V103H70V102H66V104H65V102H63V104L61 105V101L60 100H62V98H61V92L64 90V88H66V80L67 79H69L68 78V76H69V69L67 68L66 69V65H68V60H66V59H68V57H67V55H65L64 53H62V52H57V51H53V48L52 47H50V46H52L53 44H57L58 42H59V40H61L60 42H59V44L62 42V40H63V37L59 34L58 35V29H57V27L55 26V24H53V23H55V22H62V21H64L65 19V21L63 22V24H65V26H67L68 27V29L71 27V29H69V31L71 32V34H73L74 32H75V29L76 28H78V25L79 24H77L78 22L80 23V20H77V18H76V20H75V18L73 19V22H70V18H69V16H70V14L71 13H74L75 11H79L78 13L80 14V15H82L83 14V12L84 11H89V8H91V7H93V6H100V8L102 7L103 9H105V10H108V8H111L110 6H111V3L110 2H113V1H116V4H123V1L124 0H109V2H108V0H83V3H81V2H79V1H81V0H79V1H74L75 3H73V2H71V6H70V4H64V3H62V4H60L61 3V0H48V2L50 1V3H48L47 1V3H48V5H47V3L44 1V0H41L42 2H39V3H37V5H36V2H38V0H35L36 2H34V0L31 2V4H30V0H23L24 2H22V0H14V2L16 3V5H15V3H14V5L13 4H11L10 2H7V1H11V2H13L12 0H7L6 2L9 4H5L6 2H5ZM19 1V2H18ZM21 1V2H20ZM28 1V5H26V7H28V8H24L25 6V4H23V3H25V2H27ZM52 1V2H51ZM53 1H54V5L52 4L53 3ZM59 2V5H58V2ZM95 1V2H94ZM158 1V2H157ZM164 1H165V3H164ZM175 1H179V0H175ZM174 0H137V2H138V4L141 6V7H143V8H149V10H156V9H160V6H162V4L164 5V4H167V5H169V4H171V3H173V2H175ZM224 1V0H223ZM220 2V4H219V11L217 12V16L215 17L216 19H218V20H215V18H214V20L215 21H217V23L215 22V24H217V26L219 25V27H220V24H222L221 25V27H222V29H221V27L219 28V29H217V26L216 25H214L213 26V28H215L214 30L213 29H211L212 31H214L213 32V35L215 36V37H208L209 38V40L210 41H213V42H215L214 40L216 39V38H218L219 39V42L222 40V42L221 43H218V41L216 40V42H215V48H212V49H210L211 47H213V46H211L212 45V42H209L210 44H209V46H210V48H209V54L211 55L212 54V56H210V55H208L207 56V60H208V65H209V63H210V69H208L206 72H205V70H203V71H201V72H203L204 74L205 73H207L208 72V74H209V77H208V75L207 74H203L202 75V73H199V74H197V75H195L194 77H193V95H194V93H195V95L194 96H196L197 98L199 97V96H201V98L203 97L202 95H205L209 90H210V92H212L211 94H214V92H215V89L217 90L218 88H221L220 90L218 89V91H216L215 92V94H217V92L218 93H222V94H220V96H219V94L218 95H215L216 96V98L218 99V100H222V102L224 101L225 102V104L226 105H228V106H224V105H222L223 103H220V101H218V103H217V108L218 107H220V108H222L223 106V109H227L228 107H229V105H230V108H229V110H230V112L228 111V109L227 110H223L222 111V109H220V110H218V109H216V112H217V114H215V115H217V116H215L214 114H213V116H214V119H213V116H212V118H211V116H209V115H207V114H204L203 116L204 117H202V115L201 116H198V120H196V118H195V120H192V122H191V125H190V128H192L191 130H192V132H193V134L194 133H197V134H199V135H203V136H205V138H207L206 137V135L208 136V138L207 139H205L203 136V138L205 139V140H209L210 138H212V140L210 139V141H208V142H210V144H211V150H212V148H214V150L215 151H217L218 150V152H219V149L218 148H220L221 150H220V152L219 153H222V154H217L218 152H215V151H213V152H215L214 154H213V152L211 153V156H205L204 155V158H203V156L201 157V158H203V159H201V158H199V161H197V166H195V167H193L191 170L193 171H191V176L194 178V177H196V175H198L196 178H194V179H196L197 181L199 180L200 182L202 181V182H207L208 181V183H209V186H210V184H211V186H210V188L212 187V188H214L215 187V189H211L212 190V196L214 197L215 195H217L218 194V192H219V199H221V197H222V199H221V202H220V200L218 199V196H217V198H216V196H215V198L220 202V203H222V201H223V203L221 204V206L226 210H228V211H231V210H233L234 209V212H235V214H236V218L238 219V218H241L242 217V215H246L247 217H248V215L249 214H254L255 216H257V217H255V218H253V214H252V217L249 215V220L252 222H250V224H252V225H250V226H252V228L253 229H255L256 230V232L259 230L260 232H257L256 234L259 236H261L262 237V239L260 238V237H258L259 238V242H254V241H251L250 239H248V237H246V236H244V235H242L241 233H239V232H237V230L236 229H234V227L232 226V225H230V224H228V223H226V225H225V222L223 223V225H225V226H220L221 224H222V222H220L221 224H219V222H217L216 223V228H217V233L219 232V234H220V236H223V237H228V238H230V237H232L231 239H234V240H236V242H238V241H240V237H241V241H240V243L238 242L237 244H240V251H239V257H238V261H237V263H241V264H246L247 262L246 261H248V264L250 263V264H252V262H249V261H253V259H254V261H253V264H255V262H256V264H264V256H263V254H264V247H263V241H264V219L263 220H261L260 221V219L262 218V216L261 215H263V218H264V205H262V204H264V201H261L260 203H258V202H256L255 200H264V180H263V176H264V163H262L263 161L262 160H264V158L262 157L263 155H264V110H263V108H262V106H264L263 104H264V100L263 101H261V103H259V101L262 99L261 97H263L264 96V94L262 95L261 93H262V91L264 90V79H262L263 77H264V73H263V71L264 70H262V69H264V66H263V64H264V21L261 19V18H263L264 19V8H263V10L262 11H260L259 13H257L256 15H255V17H254V19H253V21L251 20V21H246L247 20V18L244 16V11L246 10V7H247V9H249V10H255V11H257V8H258V0L257 1H253V0H240L239 2H237V0H225L226 2L225 3H227L228 1H232V3L231 2H229V5H231L230 6V9L229 8H227V5H228V3L227 4H225L224 2ZM107 2V3H106ZM237 2V3H236ZM34 3H35V5H34ZM42 3H44V5H41ZM46 3V4H45ZM106 3V4H105ZM109 3H110V5H109ZM233 3H235V4H233ZM241 3V4H240ZM249 3V4H248ZM18 4H19V6L21 7V5H22V8H24V10L26 9V10H28V12L27 13H25V15H24V13H23V11H22V9H20L19 8V6H18ZM27 4V3H26ZM33 4V5H32ZM56 4V5H55ZM64 4V5H63ZM78 4H79V7L82 9H80L79 7H78ZM92 4V5H91ZM108 4V5H107ZM159 4H160V6H159ZM247 6H246V5ZM7 5H8V7H10V9H7L8 7H7ZM12 5H13V7H12ZM40 5V6H39ZM66 5L68 6V7H66ZM77 5V6H76ZM81 5V6H80ZM88 5H91V7L90 6H88ZM105 5V6H104ZM143 5V6H142ZM228 5V6H229ZM238 5H239V7H238ZM15 6H16V9H15ZM44 7V8H48V7H50L51 8V6H53L52 7V10H54V11H52V12H54V13H58L55 17H54V19H53V17H50L51 16V13L52 12H48L47 10H45L44 8H42V7ZM46 6V7H45ZM106 6H108L107 8H106ZM155 6V7H154ZM158 8H157V7ZM223 6V7H222ZM6 7V8H5ZM36 7V8H35ZM40 7V8H39ZM71 7V8H70ZM239 8V10H238V8ZM257 7V8H256ZM11 8H13V9H11ZM38 8V9H37ZM77 8V9H76ZM156 8V9H155ZM222 8V9H221ZM225 8V9H224ZM237 8V9H236ZM7 9V10H6ZM18 9V10H17ZM29 9H31V11L32 12H34V9L36 10L34 13H32V14H34V16L35 15H37L36 17H31L32 15H31V13H30V10ZM42 9V10H41ZM76 9V10H75ZM235 10V11H232V10ZM7 12H6V11ZM8 10H10V11H8ZM37 10H38V13H37ZM39 10H41V12H39ZM58 10V11H57ZM220 10H221V12H220ZM225 12V13H222L223 11ZM238 10V11H237ZM252 10V11H253ZM13 11V12H12ZM17 11L19 12V11H21V13H23L22 15L21 14H19V13H17ZM65 11H67V12H65ZM226 11H227V14H226ZM231 12V13H229L228 14V12ZM6 12V14H4V13ZM11 14H10V13ZM18 15L17 17H19V19L16 17V16H14V15H16L15 13ZM24 12H26V11H24ZM45 12V13H44ZM222 13L221 15H220V13ZM234 12H236V16L234 17V15H235V13ZM241 13L242 12V14L240 15V14H238V13ZM14 13V14H13ZM29 13V14H28ZM60 13H63V14H60ZM68 13V17H67V14ZM6 17V15H7V17L5 18V17H3V15ZM30 15V16H28V15ZM225 16H227V17H225ZM232 14H234V15H232ZM241 17V18H243V20L244 21H246V22H244L243 20L241 21V18L238 16V15ZM10 15H12V16H10ZM40 15H42V16H40ZM61 15H66L65 17H62ZM221 17H220V16ZM244 17H243V16ZM263 15V16H262ZM22 16V17H21ZM47 16H49V17H47ZM59 16H61V17H59ZM258 18H257V17ZM261 18H260V17ZM16 17V18H15ZM23 17H25V21H26V23H24L25 21H21V20H23L24 18ZM29 17V18H28ZM30 17H31V19H30ZM47 17V18H46ZM57 17V18H56ZM223 17V18H222ZM232 17V18H231ZM3 18H5V19H3ZM14 20H13V19ZM21 18H23V19H21ZM35 18V19H34ZM37 18H40V19H43V18H46V20L48 19V18H50V19H53L52 21L51 20H47V23L49 24V25H51V26H48V28H44L43 26L41 27V26H39V25H37L38 23H35L36 22V19ZM65 18V19H64ZM222 20H221V19ZM237 18V19H236ZM238 18H239V20H238ZM27 19V20H26ZM64 19V20H63ZM233 19V20H232ZM257 19H259L260 21H258ZM2 20H3V22H2ZM33 20H35V21H33ZM38 20V19H37ZM55 20H57V21H55ZM61 20V21H60ZM74 20L76 21V22H74ZM236 20L238 21L237 23L238 24H236V26H235V22H236ZM21 21V22H20ZM78 21V22H77ZM232 21V22H231ZM233 21H235L234 22V24H233ZM255 21V22H254ZM5 22V23H4ZM18 22H20V23H18ZM53 22V23H52ZM218 22H220V24L218 23ZM239 22L241 23V26H240V24H239ZM242 22H243V24H242ZM28 23L30 24V26L28 25ZM31 23H32V27H31ZM33 23H35V24H33ZM76 25H75V24ZM227 23V24H226ZM246 23V24H245ZM249 23H250V26H248L249 25ZM259 23H263V26H262V28H260L261 27V25L262 24H259ZM6 24L4 25V26H6ZM11 24V25H12ZM244 24L246 25L245 27H243L244 26ZM16 25H18V27L16 26ZM28 27H27V26ZM232 25V26H231ZM75 26H76V28H75ZM227 26V27H226ZM229 26V27H228ZM3 27V26H2ZM21 27V28H20ZM22 27H24L23 29H22ZM50 27H53V29L52 28H50ZM56 29H55V28ZM230 27H231V29L233 30V31H235L236 33H237V35H236V33H234L232 30H230ZM250 27V28H249ZM14 28V29H13ZM26 28L27 29H30V30H32V31H34V32H30V30H27L28 32L27 33H29L30 35H32V36H30V35H28V34H26ZM212 28V27H211ZM226 28V29H225ZM227 28H228V32H227ZM234 28V29H233ZM235 28H240V29H236L235 30ZM246 28H249V30L251 31V33L248 31V29H246ZM255 29V32H254V29ZM258 28V29H257ZM22 29V30H21ZM42 29L44 30L43 32H46V33H43L42 32ZM72 29H73V32H72ZM38 30V31H37ZM47 30H48V32H47ZM77 30V29H76ZM193 30V26H191V24H190V21H188L187 20V23H186V27L184 28V30L182 29V30H177V33H188V32H191ZM210 32H209V31ZM208 30H207V35L209 34V33H211V36H213L212 35V32H211V30H210V28H208ZM216 30H217V32H216ZM219 30V31H218ZM226 30V31H225ZM229 30H230V32H229ZM240 30V31H239ZM241 30H243V33H242V31ZM248 32H247V31ZM253 30V31H252ZM36 31V32H35ZM54 31V32H53ZM223 31H225L226 32V34H225V32H223ZM19 32V33H18ZM216 32V33H215ZM244 32H245V34H244ZM259 32H261L260 34H259ZM42 33L43 34H45L44 36L42 35ZM50 33H54V34H50ZM226 36H224V38L225 39H223V34ZM229 33V34H228ZM239 33V34H238ZM250 33V35H252V37L250 36V35H247V34H249ZM253 33V34H252ZM256 33V34H255ZM3 34H4V32H3ZM36 34H38V36L41 34L43 37H41V36H39V38L37 37L36 38ZM48 34V35H47ZM50 34V35H49ZM220 34H222V36H220ZM234 34V35H233ZM241 34H243V35H241ZM36 35V36H35ZM48 37H47V36ZM51 35H52V37H53V41H52V38H50L51 37ZM210 35V34H209ZM208 35V36H209ZM219 35V36H218ZM238 35H239V37H238ZM241 35V36H240ZM255 35V36H254ZM260 35V37H262V38H260V37H257L256 38V40H255V37L256 36H259ZM28 36H30V40L28 39ZM35 36V37H34ZM237 36V38H239V41H238V39L237 38H235ZM247 39V42L249 41V40H251V42H246V39L244 38V37ZM22 37H24V39L22 38ZM47 37V38H46ZM56 37V38H55ZM221 38V40H220V38ZM228 37H231L230 38V40H229V38ZM233 37V38H232ZM247 37H249V38H247ZM251 37V38H250ZM254 37V38H253ZM40 38H42V40H44L45 38V40H44V42H46V44L47 45H49L50 43V50L51 51H53V52H51L50 50V52H48V49H49V47L48 46H46V44L43 42V41H38V39L40 40ZM49 38V39H48ZM242 38V39H241ZM212 39V40H211ZM214 39V40H213ZM227 39V40H226ZM243 39H245L244 40V43H243ZM263 41H262V40ZM47 40V41H46ZM58 40V41H57ZM224 40H225V42H224ZM234 40H236V44H235V41ZM19 41H21V42H19ZM32 41H35V42H32ZM57 41V42H56ZM229 41H231V43L230 44H228V42ZM253 41H255V43L253 42ZM260 41V42H259ZM5 42V43H4ZM26 42V43H25ZM42 42V43H41ZM49 44H48V43ZM52 42H53V44H52ZM232 42H233V44H232ZM237 42H239V45L237 44ZM246 42V43H245ZM41 45V47H44V45H42V44H45V49H46V51H45V53L47 54V56H46V54L44 53V50L45 49H43V51L41 52V51H37V50H42V49H37L36 50V48H41L40 47V45ZM216 43H217V45H216ZM225 43H227V45L225 44ZM242 43L244 44V45H242ZM251 43L253 44L252 46L254 47V48H252V46H251ZM6 44V45H5ZM246 44H247V47L245 48V46H246ZM254 44H256L255 46H254ZM259 44H261V45H259ZM4 45V47H2V46ZM18 45V46H17ZM29 45V46H28ZM31 45V46H30ZM223 45V46H222ZM233 45H235V46H233ZM238 47H237V46ZM6 46H7V48H6ZM12 46H15V48L14 47H12ZM24 46V47H23ZM35 46H37L36 48H34ZM250 46V47H249ZM256 46L258 47V48H256ZM16 47L18 48L17 50H16ZM30 47V48H29ZM31 47H32V49H31ZM87 46H85V48H83L82 49V52L83 53H85V51L87 52H89V48H86ZM224 47V48H223ZM227 47L230 49V51H229V49H227ZM243 47V48H242ZM1 48H4L3 50L1 49ZM22 48V49H21ZM28 48H29V50H28ZM33 48H34V50H33ZM219 48V49H218ZM221 48V49H220ZM241 50H240V49ZM248 48V49H247ZM250 48H252V49H250ZM10 49V50H9ZM86 49H88V50H86ZM225 49V50H224ZM244 49L249 53V54H251V55H255L256 57H257V61H255L256 60V57H252L251 55V57L249 56L248 57V53L246 52V51H244ZM250 49V50H249ZM255 49V50H254ZM257 49V50H256ZM9 50V51H8ZM232 50V51H231ZM249 50V51H248ZM260 50V51H259ZM261 50H263L262 51V53H261ZM17 51V52H16ZM20 51H22L21 52V55H20ZM225 51V52H224ZM227 51V52H226ZM33 52V54H31V53ZM38 52V53H37ZM41 52V53H40ZM88 52L87 53H85L84 55L86 56V55H88ZM212 52V53H211ZM217 52V53H216ZM229 52V53H228ZM239 54H238V53ZM245 52V53H244ZM255 52V54H253ZM258 52H260V53H258ZM12 55L11 57H10V54ZM25 53V54H24ZM34 53H37V54H34ZM40 53V54H39ZM60 54V55H58V54ZM243 55H241V54ZM18 54H19V56H18ZM28 54H29V56H28ZM40 55V57H38L37 58V55ZM51 54V55H50ZM53 54V55H52ZM152 54H157L156 52H154V53H152ZM151 54V55H152ZM215 54V55H214ZM258 54L259 55H261V56H258ZM25 55H27L26 57L28 58H26L25 57ZM36 55V56H35ZM44 55V56H43ZM62 55H63V58H62ZM214 55V56H213ZM246 55V56H245ZM31 56V57H30ZM166 56V55H165ZM167 56H168V64H170V65H168L167 67H166V65L167 64H165V63H167ZM166 57H164V56H158V60L161 62V64L160 65H162V67H163V65H165L163 68H162V70L164 69V68H166L165 70H163V71H161V70H158L157 72H156V75H157V77L160 79V81H167V79H168V74H171V72H172V70H170V69H173L174 68V64H175V60H174V58H173V60L171 61V58H172V56H169V55H167ZM239 56V57H238ZM17 59V58H24L23 60V63L22 64H24L25 63V61H26V64H25V66H23V67H25V69H24V71H23V67H22V69H20V70H18V68H17V66H16V63H15V58ZM36 57V58H35ZM45 57V58H44ZM47 57V58H46ZM51 57V58H50ZM60 57V58H59ZM164 57V58H163ZM245 58V59H243V60H241L242 58ZM246 57H248L247 59H246ZM261 57V58H260ZM13 58H14V60H13ZM39 58H41V59H39ZM42 58H44L45 60H42ZM48 58H50V60L48 61L47 59ZM64 58H65V60H64ZM170 58V59H169ZM254 58H255V60H254ZM260 58V59H259ZM2 59V60H1ZM9 59V60H8ZM33 59H36V60H33ZM62 59V60H61ZM258 59H259V61H258ZM64 60V61H63ZM222 60V62H220ZM238 60V61H237ZM244 60H245V62H244ZM247 60V61H246ZM248 60H249V62H248ZM250 60H254V62H252V61H250ZM260 60H261V65H262V67L259 69V67L261 66L260 65ZM2 61H3V63H2ZM11 61V62H10ZM33 61V62H32ZM45 61V62H44ZM62 61H63V63H62ZM175 61V62H174ZM213 61V62H212ZM215 61V62H214ZM235 61H237V63H242V67H240V66H238V65H240V64H235L236 62ZM239 61H241V62H239ZM245 63H243V62ZM30 63V65L31 66H29L28 67V65H29V63ZM59 62H61V63H59ZM66 62H67V64H66ZM170 62V63H169ZM174 64H173V63ZM212 62V63H211ZM246 62H248V63H246ZM253 64H255V65H252V63ZM258 62V63H257ZM40 63H42V65L40 64ZM55 63V64H54ZM57 63V64H56ZM249 63H251V65H252V67H251V65L249 64ZM257 63V64H256ZM6 64V65H5ZM9 64V65H8ZM40 66H39V65ZM47 64V65H46ZM49 64H50V68H48L49 67ZM65 64V65H64ZM246 64H247V66H246ZM249 64V65H248ZM212 65L214 66V68L212 67ZM233 65V66H232ZM234 65H235V68H234ZM236 65H237V67H236ZM258 65H260V66H258ZM26 66H27V69H26ZM34 66V67H33ZM37 66H39L41 69H39V67H37ZM41 66H43V67H41ZM223 66V67H222ZM225 66V67H224ZM233 67V69H236V70H232V67ZM253 66H254V68H256L257 66H258V68H257V70L255 69V70H253L254 68H253ZM256 66V67H255ZM4 67V68H3ZM9 67V68H8ZM12 67V68H11ZM14 67H15V69H14ZM31 67H33L32 69H31ZM44 67H45V70H47V69H49V71H47V73L44 75V77H43V75H41V76H39V73H35L34 71H32V70H35V68H36V70L35 71H41V72H43L42 70H44ZM61 68V70H59L60 68ZM67 67H69V66H67ZM214 69L213 70V74L214 75H216V76H212V78H215L218 82H220V85L222 86L223 84H225V85H223V88H224V86L227 88V90L224 88H222V87H220V85H219V83H217L216 82V80L215 79H213V80H215L214 81V83L213 82H211V81H213V80H210V79H212L211 78V76H210V71H212V68ZM227 67V68H226ZM229 67V68H228ZM231 67V68H230ZM239 67H240V69H242V70H240L239 69ZM247 67V68H246ZM53 68V69H52ZM16 69H17V71H16ZM52 70V72H51V70ZM54 69H56V70H59L60 71V73L61 74H63L62 75V77H61V74L60 73H56L57 71L56 70H54ZM221 69V70H220ZM237 69H239V70H237ZM245 69V70H244ZM66 70V71H65ZM169 70H170V73H169ZM219 70H220V73H219ZM223 70V71H222ZM248 70V71H247ZM259 70H260V72H262L260 75H263V76H258V73H260L259 72ZM58 71V72H59ZM65 71V72H64ZM167 71H168V73H167ZM218 71V72H217ZM227 71V72H226ZM229 71V72H228ZM234 71V72H233ZM235 71L240 75V76H235V75H238V74H235ZM242 71V72H241ZM246 71V72H245ZM16 72V73H15ZM18 72H20V73H18ZM249 72V73H248ZM254 74H253V73ZM258 72V73H257ZM15 73V74H14ZM18 73V74H17ZM22 73L24 74V75H22ZM65 73V74H64ZM164 73H165V76H164ZM167 73V74H166ZM233 73H234V75H233ZM246 73L248 74V76H249V74H250V76L249 77H246L247 75H246ZM36 74V75H35ZM52 74V75H51ZM54 74V75H53ZM59 74V75H58ZM211 74H212V72H211ZM227 74V75H226ZM19 75V76H18ZM22 75V76H21ZM51 75V76H50ZM65 75V76H64ZM67 75V76H66ZM227 76L226 78H224V76ZM229 75L231 76L230 77V79L231 78H233V79H235V77L237 78V77H241V80H242V82H243V84L239 81V79L240 78H237L238 79V81H237V79H235V81H237V82H235V81H232V83L233 82H235V85H234V83L232 84V83H230L231 82V80H229L228 78H229ZM232 75H233V77H232ZM246 75V76H245ZM257 75V76H256ZM11 76V77H10ZM56 76H58V77H56ZM64 76V77H63ZM160 76V77H159ZM163 76V77H162ZM199 76H200V81H199ZM218 76H219V78H218ZM223 76V77H222ZM244 76V77H243ZM19 78V80H17L18 78ZM38 78V79H40V80H38V79H35V78ZM41 77V78H40ZM50 77H53V79H51ZM202 77H205L204 79L202 78ZM221 77V78H220ZM243 77V78H242ZM43 78H47V80H45V79H43ZM49 78V79H48ZM55 78H60V80H56ZM63 78H65V81H63L62 79ZM167 78V79H166ZM183 78H186V77H183ZM182 78V80H185V79H183ZM206 78L209 80H207V82L208 83H206ZM218 78V79H217ZM246 79V82L247 83H250V84H246V82L245 81H243V80H245ZM248 78H249V81H248ZM262 80V81H259L260 79ZM55 79V80H54ZM3 81V83H2V81ZM6 80H7V82H6ZM12 80V81H11ZM14 80V81H13ZM16 80V81H15ZM25 80V81H24ZM29 80V81H28ZM44 80V81H43ZM53 80L56 82H54L53 83ZM222 80V81H221ZM9 81H11V83L12 84H15L14 85V87H10L9 85H11V84H9L10 82ZM46 81V82H45ZM52 81V82H51ZM165 81V82H166ZM197 81V82H196ZM224 81V82H223ZM251 81V82H250ZM256 81H258V83L256 84L255 82ZM9 82V83H8ZM42 82V83H41ZM45 82V83H44ZM47 82H49V83H47ZM60 82V83H59ZM196 84H195V83ZM205 82V83H204ZM223 84H222V83ZM245 82V83H244ZM263 83V85H262V83ZM62 83V84H61ZM102 83H104V81H102ZM185 84V85H183V84ZM236 83L238 84L237 86L238 87H236ZM240 83H241V85H240ZM254 85V84H256L255 86H252V84ZM20 84V85H19ZM54 86H53V85ZM207 84V85H206ZM210 84V85H209ZM212 84V85H211ZM217 86H216V85ZM6 85H8V86H6ZM18 85V86H17ZM22 85V86H21ZM179 85H181V86H179ZM178 86L180 87V89L182 88V89H185V87H183V86H186V80L185 81H182L181 82V84H179ZM215 85V86H214ZM231 86L230 88L232 89V87L233 86H235L236 87V93L238 94H236L233 90H235V87L231 90L232 92H234L235 93V95L236 96H234V93L232 94V92H231V94L229 93V92H226L225 94H223L225 91L224 90H226V91H230V88L228 89V87L227 86ZM233 85V86H232ZM245 85V86H244ZM248 87H247V86ZM250 85H251V88L252 89H250ZM259 87H258V86ZM11 86H13V85H11ZM21 86V87H20ZM24 86V87H23ZM34 86V87H33ZM51 86V87H50ZM62 87V89H60L61 87ZM204 86H213L212 88L210 87H204ZM219 86V87H218ZM261 86H263V87H261ZM9 87V88H8ZM16 87V88H15ZM54 87V88H53ZM58 87V88H57ZM79 86H77V87H75V89L76 88H78ZM175 87H177V85L176 84H174L172 87H171V90H173ZM195 87V88H194ZM216 87V88H215ZM239 87H240V90L241 91H239ZM241 87H243L244 89L242 90V88ZM246 87L248 88V90H246ZM253 87H256V88H253ZM57 88V89H56ZM85 87H79V89H77L76 90V92H80L79 94L78 93H76V92H74L76 95H78V99H80L81 97H82V95L86 92V89L87 88H85ZM105 87H103V89H104ZM213 88H215V89H213ZM237 88H238V90H237ZM259 88H263V90H261V89H259ZM8 89V90H7ZM11 89V90H10ZM19 90V92H18V90ZM34 89V90H33ZM48 89H49V91H48ZM53 89V90H52ZM181 89V90H182ZM209 89V90H208ZM212 89V90H211ZM255 91H254V90ZM256 89H258L259 91H261L260 93L256 90ZM24 90V91H23ZM45 90V91H44ZM58 90H62V91H58ZM249 90H250V92H249ZM39 91H42V92H39ZM47 91V92H46ZM51 91V92H50ZM183 91V90H182ZM195 91H197V92H195ZM221 91H223V92H221ZM244 91H248V92H245L244 93ZM256 92V93H253V92ZM21 92V93H20ZM29 92H31L30 94V96H28V94L27 93H29ZM33 92V93H32ZM83 94H82V93ZM200 92V93H199ZM210 92L208 93L209 94V96H211V94H210ZM238 92H240V94L241 95H244L243 97L245 98V99H243V100H246V101H248V102H245V104L244 103H242V102H244V101H242V99L240 98L241 97V95L238 93ZM254 94V96L256 95V97H254L253 95H251L252 93ZM258 92V93H257ZM25 93V94H24ZM49 93V94H48ZM55 93V94H54ZM58 93V94H57ZM200 95H199V94ZM247 93V95H250V98H249V96H246L245 94ZM263 93H264V91H263ZM21 94H22V96H21ZM74 94V95H75ZM202 94V95H201ZM232 95V97H235V98H233L234 99V101H233V99H232V97H231V99H230V97H227V96H229V95ZM12 95V96H11ZM35 95V96H34ZM58 95H60V96H58ZM80 95V96H79ZM214 95H212L213 97H207L208 95L206 94L205 95V97H203L202 99H205L206 97V99H207V101L205 102V100L204 101H201V100H199L200 102H199V105H201L202 106V102H205L204 104H206L208 101L210 102V100H208V99H215V97H214ZM222 95V96H221ZM225 95V96H224ZM257 95H258V97L259 98H261V99H259V101L257 100ZM32 96V97H31ZM55 96V97H54ZM218 96V97H217ZM237 96L239 97V98H237ZM247 98H246V97ZM253 96V97H252ZM20 97V98H19ZM28 97V98H27ZM29 97H31V98H29ZM53 97V98H52ZM56 97H58L57 99H56ZM219 97H221V98H219ZM242 97V98H243ZM252 97V98H251ZM27 98V99H26ZM36 98H39V99H36ZM200 98V97H199ZM253 98H254V100L256 99L257 101H255V102H257L256 104H255V102H254V100H253ZM40 99H41V101H40ZM44 99V100H43ZM48 99H50V100H48ZM57 100V102H56V100ZM213 99V100H214ZM217 99H216V102H217ZM226 99H228L227 101H229V99L231 100V102H232V104H228V102L226 103ZM241 99V100H240ZM252 99V100H251ZM263 99H264V97H263ZM43 100V101H42ZM55 100V101H54ZM235 100H237V101H239V102H236ZM252 102H251V101ZM28 101H30V102H28ZM38 101V102H37ZM242 101V102H241ZM31 102H33V103H31ZM54 102V103H53ZM209 102H208V104H209ZM250 102V103H249ZM254 102V103H253ZM30 104V106L28 105V104ZM47 105H46V104ZM51 103V104H50ZM57 103L59 104V105H61V106H59V105H57ZM67 103H69V104H67ZM235 103V104H234ZM242 103V104H241ZM249 104V106L251 105V103H252V106H254V107H252V106H250V107H252L251 109H250V107L248 106V104ZM263 103V104H262ZM38 104H39V106H38ZM44 104V105H43ZM208 104H206L205 105V107L207 106L208 107ZM234 104V105H233ZM238 104V105H237ZM240 104L242 105V107L240 106ZM258 104H259V106L261 107V108H258L257 106H258ZM16 105V106H15ZM28 105V106H27ZM33 105V106H32ZM56 105H57V107H56ZM257 105V106H256ZM17 106H19L20 107V109L17 107ZM47 106V107H46ZM51 106H53V108H51ZM58 106H59V109H57L58 108ZM231 106H233V107H231ZM249 108V110H248V108ZM256 106V107H255ZM30 107V108H29ZM39 107V110L37 109ZM41 107V108H40ZM42 107H45V108H42ZM64 109H63V108ZM67 107V108H66ZM203 107H204V105H203ZM247 109H246V108ZM0 108H1V102H0ZM61 108V109H60ZM69 108L71 109L70 111H68L69 110ZM103 108H107V106H105V107H103ZM234 108V109H233ZM19 109V110H18ZM47 109V110H46ZM48 109H50L49 111H48ZM56 109V110H55ZM75 111H74V110ZM243 109V110H242ZM245 109L246 110H248L249 111V113L250 114H248V113H245V112H248V111H245ZM256 109H257V112H256ZM258 109H262L261 111H260V114H262V115H258L259 114V112H258ZM17 110V111H16ZM55 110V111H54ZM61 111L60 113L58 112V111ZM64 110V111H63ZM241 110V111H240ZM251 110H252V112H253V117L252 116H248V115H251ZM10 111H11V113H10ZM18 111H19V113H18ZM53 111V112H52ZM73 111V113H71ZM103 112V113H100V112ZM105 111L107 112V114H108V116H107V114L105 113ZM220 111H222V114H227V112H228V116L230 117L231 115H232V117H237V118H232L231 119V117H230V119L227 117L226 119H225V117H223V116H225V115H222L221 113H220ZM231 111H232V113L235 115H233L232 113H231ZM256 113H255V112ZM14 112V113H13ZM45 112V113H44ZM51 113L52 112V114H50L49 115V113ZM67 112V113H66ZM70 112V114H68ZM235 112H236V114H235ZM3 115H7L6 116V118H4V116H2V114ZM5 113V114H4ZM7 113V114H6ZM48 113V114H47ZM60 114V115H58V114ZM245 113V114H244ZM53 114H56L57 116H53ZM62 114V115H61ZM98 114V115H97ZM100 114V115H99ZM111 114V115H110ZM257 114V115H256ZM10 116V119H9V116ZM19 115V116H18ZM67 117H66V116ZM68 115L70 116L71 115V117H69L68 118ZM73 115H74V118H73ZM77 116V119H76V116ZM97 115V116H96ZM104 115V116H103ZM113 115V116H112ZM221 115H222V117L223 118H221ZM255 115V116H254ZM14 116H15V120H16V122L14 121ZM16 116H17V118H16ZM48 116V117H47ZM63 116V117H62ZM64 116H65V119H64ZM107 116V117H106ZM210 117V119H209V117ZM259 117L260 119H262L263 118V122L262 121H260V119L259 118H257V119H259L258 121H257V119H255V117ZM20 117V118H19ZM52 117H55L56 118V121H57V119H58V123L60 122L59 120H61V122H62V124H60V127H62V128H60L59 127V124L58 123H56V121L54 120V118H52ZM58 117H60V118H58ZM91 117V118H90ZM99 117V118H98ZM103 119H102V118ZM104 117L106 118V119H104ZM112 117V119H110ZM205 117H207V118H205ZM215 117H217L218 119L216 120L215 119ZM244 117V118H243ZM251 117V118H250ZM12 118V119H11ZM67 118V119H66ZM72 118V121L70 120ZM78 118H80V119H78ZM86 118V119H85ZM87 118H88V121H86L87 120ZM90 118V119H89ZM95 118H97V119H95ZM100 118H101V120H100ZM204 118L205 119H207L208 121H210V122H204L203 123V120H204ZM36 119H38V120H36ZM93 119H95V121L93 120ZM99 119V121H97ZM222 120V123L221 124H219V121H221ZM227 120V121H229V122H225L226 123V125H225V123L223 124V122L225 121V120ZM238 119V120H237ZM243 119H244V121H243ZM7 121V122H4V121ZM12 121V122H10V121ZM18 120H19V122H18ZM33 120H36V121H33ZM44 120V121H43ZM64 120H66V121H68L67 123H65V121ZM70 120V121H69ZM90 120V121H89ZM106 120H108V121H106ZM213 120L215 121L216 120V122H213ZM231 120H232V122L234 123H232L231 122ZM236 120V121H235ZM3 121V122H2ZM53 121V122H52ZM74 121V122H73ZM91 121H92V123H91ZM194 121H196V122H194ZM199 121V122H198ZM202 123H201V122ZM204 121H206V120H204ZM213 122V124H214V127L217 125V127L219 128L220 126H222L221 128H219V130H220V132L219 133H217V130H212L213 128H212V126H213V124H211L212 122ZM239 121V122H238ZM254 121H257V123L255 124V122ZM21 122H22V124H21ZM46 122L50 125L51 123H52V126L50 125H46ZM76 122V123H75ZM99 122V123H98ZM197 125V127L198 128H200V129H198L197 127H196V125H194V123ZM217 122H218V124H217ZM242 122H245V123H242ZM6 123H7V125L8 126H10L9 128H11L10 130H8V127H7V125H6ZM8 123H10V124H8ZM13 123H14V125H13ZM63 123H64V125H74V128L76 129V131L80 134V135H78L77 136V134L78 133H76V134H74V135H76V136H73V134H70V136H71V138H70V136L68 135L69 134V132L67 131V127L65 126V128H64V125H63ZM74 123V124H73ZM94 123V124H93ZM101 123V124H100ZM103 123V124H102ZM207 123V124H206ZM215 123H216V125H215ZM253 123V124H252ZM262 123V124H261ZM17 124V125H16ZM45 124V125H44ZM54 124V125H53ZM90 125V127L88 126V125ZM201 124H202V126H201ZM223 124V125H222ZM242 124H243V128H241L242 127ZM249 124H252V125H249ZM255 124V125H254ZM260 124V125H259ZM5 125H6V127H5ZM23 125V126H22ZM57 125V126H56ZM62 125V126H61ZM68 125V126H69ZM77 127H76V126ZM85 125V126H84ZM91 125H92V127H94L95 125V127L94 128H92L91 127ZM194 125V126H193ZM207 125V126H206ZM226 126V127H223V126ZM248 126V129H247V126ZM256 125H258L257 127H256ZM1 126H2V128H1ZM13 126V127H12ZM14 126H17V127H14ZM19 126V127H18ZM29 126L31 127L30 128V130H29ZM46 126H48V127H46ZM56 126V130H55V128H53V127H55ZM84 126V127H83ZM86 126H87V128H89L90 129V131H89V129H87L86 128ZM99 126H101V127H99ZM232 126V127H231ZM252 126H254V127H252ZM261 126V127H260ZM33 127V128H32ZM40 129V128H43V129H49V130H55L54 132L52 131V133L54 134L55 132H57V131H59V132H57L56 134H55V136H54V138H56V139H54V143L52 144L53 146H55V148L52 146V148H50V149H48L47 150V152H51L52 154L51 155H53L54 154V152L56 151V153H55V155H53V157L54 156H57V157H60V156H62V157H60V158H57L58 160H60L61 158H64V159H62V161H64L65 160V158H66V160L68 159V157L67 156H75V158H74V156L73 157H69V159L71 158V160H72V163H74L76 160H77V158H76V156L79 158L78 159V162H75L73 165H75L76 163V165L77 166H79V167H76V165H75V169H72V168H74V167H72L71 168V166H70V162H71V160H67V161H65V162H67L66 164H65V162H63L62 163V161L60 160V162L68 169L69 167H70V169H68V171L69 172H67V173H71L70 175L72 176V177H70V176H68V177H70L69 179L70 180H74V182H72L71 181V184H67L66 182L64 183L63 181H64V179L66 180V178H67V180H68V177L66 176V175H69V174H67L66 172H64L65 170L67 171V169L62 165L61 166V164L59 163V161L58 160H56V158H55V162H54V165H53V163H51V162H53L54 161V159H53V157L50 155V154H48L47 153V156L46 157H48V155H50L49 157H50V159H51V161L49 162V163H51L50 165L48 164V162H46L48 165V170L50 171H48V170H46L47 168H45V171H48L49 172V176L52 174L51 172H53V171H55V173H56V170H57V164H56V162L58 161V163H59V168H58V170H57V173L56 174H58L59 172L58 171H60V170H63L64 168H65V170L64 171H60L61 173H60V175L62 174V177L63 176H66V177H64V178H60L59 176H57L54 172V174L57 176V177H59V178H57L56 176H54V175H51V176H53V180H52V177L50 178L49 176H47L46 178H45V176H46V174H43L45 171H44V169H41V168H39L38 166H39V164H40V162L42 161V156H45V155H43V154H46L44 151H43V149L40 147V146H38V144L35 142V145H32V146H27V144H26V147H27V149L28 150H23L22 149V147H20V145H22L23 147L25 146V144L24 143H26V141L29 139V137H31L33 134H34V131L37 129ZM58 127V128H57ZM80 127V128H79ZM195 127L198 129V130H200L199 132H201V134L199 133V132H196L197 131V129H195ZM205 127H206V129H205ZM211 127V128H210ZM249 127H251V128H249ZM13 128V129H12ZM15 128V129H14ZM17 128H20V129H18L17 130ZM65 130H64V129ZM78 128V129H77ZM100 128V129H99ZM203 128V129H202ZM210 128V129H209ZM216 128V127H215ZM225 128H226V130H225ZM256 128V129H255ZM260 129V133H259V129ZM26 129V132L24 133V130ZM59 129H61V130H59ZM85 129H87V130H85ZM92 129V130H91ZM96 129V130H95ZM245 129V130H244ZM253 130V131H251V132H249V130ZM85 130V131H84ZM97 130H99V131H97ZM202 130H204L203 132L205 133H203L202 132ZM208 130H211V131H208ZM218 130V131H219ZM222 130H223V132H222ZM30 131V132H29ZM33 131V132H32ZM214 131V132H213ZM225 131V132H224ZM237 131H238V133H237ZM14 132V133H13ZM64 132V133H63ZM97 132V134L95 135V133ZM129 132H131V131H129ZM128 132V137H129V140H137V136H136V134H135V132H134V134H133V132H131V134ZM209 132V133H208ZM212 132V133H211ZM7 133H9V136H8V134ZM17 133L19 134V135H17ZM20 133H22L21 135L23 136V138H21V135H20ZM28 133V134H27ZM86 133V134H85ZM214 133V134H213ZM224 133V134H223ZM228 133H230V134H228ZM234 133H236V134H234ZM6 134V135H5ZM10 134H14L15 135V137L14 136H12V135H10ZM30 134V135H29ZM83 134V135H82ZM92 134H94L93 136H92ZM216 134V135H215ZM217 134H218V136H217ZM220 134V135H219ZM221 134L223 135V136H221ZM226 134H228V135H226ZM231 134H233V135H231ZM240 134V135H239ZM60 135V136H59ZM63 136V138H62V136ZM66 135V136H65ZM81 135H82V137H81ZM213 135V137H211ZM245 135V136H244ZM251 135V136H250ZM2 136H4V137H2ZM65 136V137H64ZM69 138H68V137ZM91 138H90V137ZM215 136V137H214ZM225 136H226V138H225ZM227 136H228V139H232V141L234 142H229L230 140H226L227 139ZM236 136V137H235ZM260 136V137H259ZM11 138V141H13L12 143H11V141H10V138ZM16 137H17V139H16ZM81 137V138H80ZM88 137V138H87ZM224 137V138H223ZM234 139H233V138ZM259 137V139H257ZM5 138H7L8 139V141H7V139H5ZM68 138V139H67ZM82 139V141L84 142V140L86 141V142H84L83 144H80V147H82L81 145H83V148L84 149H82V148H80L79 147V145H77L76 143H75V141L73 140V139ZM95 138V139H94ZM98 139V144H97V142L95 141V140H97ZM133 138V139H132ZM136 138V139H135ZM215 138V139H214ZM261 138V139H260ZM5 139V140H4ZM22 139H23V141H22ZM59 139H62V140H59ZM94 139V140H93ZM219 139H220V141H219ZM55 140H56V142H55ZM58 140V141H57ZM64 140H66V141H64ZM73 140V141H72ZM92 140V141H91ZM100 140V141H99ZM216 140V141H215ZM224 140V141H223ZM236 140H239L238 142H236ZM250 141V140H252V142L251 143H255V144H257V145H255V144H251V145H253V147L251 148V146L250 147H248V145H250V143L248 142V141ZM3 141H5L4 143L6 144V146H5V144L3 143ZM15 141V142H14ZM19 141L21 142V144L19 145ZM62 143H61V142ZM68 141L69 142H72V143H70L69 145V147H68ZM93 143L92 145L89 143ZM24 142V143H23ZM64 142V143H63ZM95 142V143H94ZM222 142H224V143H222ZM226 142H228V143H226ZM246 142V143H245ZM11 145H10V144ZM23 143V144H22ZM59 143V144H58ZM74 143L76 144V147L78 148V150H76V152H80V153H76L75 152V148L76 147H73L74 146ZM85 143H87V144H85ZM235 143H240L241 145L240 146H238V145H236ZM4 144V145H3ZM8 144V145H7ZM63 144H64V146H63ZM71 144H73V145H71ZM85 144V145H84ZM88 144H90V145H88ZM96 144V145H95ZM215 146V147H217V149L213 146V145ZM224 144V145H223ZM225 144H227V145H225ZM234 144V145H233ZM246 146H245V145ZM258 144H259V146H261L260 147V152L258 151L259 150V148H258ZM12 145H14L13 147H12ZM15 145H17V146H15ZM57 145V146H56ZM218 145H219V147H218ZM221 145V146H220ZM231 145V146H230ZM11 146V147H10ZM60 146H61V148H60ZM66 146V147H65ZM71 146H72V148H71ZM87 148H85V147ZM89 146H91L90 148H88ZM99 146V147H98ZM126 146V144H124V147ZM226 146V147H225ZM235 146H236V148H239L238 150H237V152H239V153H236L235 151ZM2 147V148H1ZM6 147H7V150H6ZM15 147V148H14ZM26 147H24L25 149H26ZM39 147V148H38ZM65 147V148H64ZM93 147V148H92ZM96 147V149H94ZM98 147V148H97ZM222 147H223V149H222ZM224 147H225V150H227L228 151V149H229V151L227 152V151H224ZM230 147V148H229ZM241 147H246V150H247V153L245 152L246 150H242L243 148H241ZM255 147H257V148H255ZM8 148H11V150H9ZM17 148H18V150H19V155H21L20 157L21 158H19V159H21V161H19V159H18V157H19V155H18V153H17ZM21 148V149H20ZM69 148V149H68ZM76 148V149H77ZM231 148H233L232 150H234V155L236 156V157H238L239 158V156H237V154H239L240 155V157L241 156H243V157H241V158H239L240 159V167L241 168H239V164H238V162H236L237 160L235 159V162H234V158L233 157H235L234 155H232L233 154V151L231 150ZM235 148V149H234ZM251 150H250V149ZM13 149H15V150H17V151H14ZM31 149V150H30ZM37 151H36V150ZM41 149V150H40ZM57 149V150H56ZM60 149V150H59ZM63 149H66V151L65 150H63ZM254 149H255V151H254ZM257 149V150H256ZM262 149V150H261ZM30 150V151H29ZM33 150H34V152H33ZM60 151V153H58L59 151ZM71 150V151H70ZM84 150V151H83ZM21 151V152H20ZM22 151H23V153H22ZM40 151H42V153H40ZM69 151V152H68ZM243 151V152H242ZM27 152H30V153H32L33 154V156L35 157V156H37L36 158H37V162L35 161V158L34 157H26L27 159H25V155L27 156ZM36 152V153H35ZM38 152V153H37ZM65 152V153H64ZM223 152L225 153V152H227V153H225V154H227V155H229L230 154V156H227V155H225V154H223ZM229 152H231V153H229ZM241 152V153H240ZM245 152V153H244ZM250 152V153H249ZM251 152H252V154H251ZM255 152L256 153H258V155H259V157H261L260 159H262L261 161H260V159H256V157H257V154H255ZM24 154V155H22V154ZM40 153V154H39ZM60 154L59 156L58 155H56V154ZM64 153V154H63ZM70 153V154H69ZM75 153H76V155H75ZM242 153H244V154H247V156H249V157H247V156H245V155H242ZM250 155H249V154ZM37 154H39V155H37ZM73 154V155H72ZM110 154V155H109ZM12 155V156H11ZM17 155V156H16ZM41 155V156H40ZM64 155V156H63ZM67 155V156H66ZM214 155V156H213ZM252 155V156H251ZM38 156H40V157H42L41 159H39V157ZM82 156V157H81ZM109 156V157H108ZM113 156V157H112ZM216 156H217V158H216ZM224 156H227L229 159H227V157H224ZM233 156V157H232ZM15 159V160H13V158ZM46 157H44L43 158V160H44V162L43 163H45V161H49L50 159H47ZM81 157V158H80ZM104 157V158H105ZM235 157V158H236ZM246 157H247V162H246V160H245V162H243L244 160V158L246 159ZM258 157V158H259ZM45 158H46V160H45ZM83 158V159H82ZM215 158V159H214ZM219 158V159H218ZM222 158H223V162H222ZM224 158H225V161H224ZM233 159V161H231L232 159ZM237 158V159H238ZM16 159H18V160H16ZM23 159V160H22ZM40 160V162H39V160ZM114 159H116V160H114ZM210 159V160H209ZM213 159V160H212ZM217 159V160H216ZM221 159V160H220ZM12 160V161H11ZM27 160V161H26ZM30 160V161H29ZM216 160V162L215 163H212L213 161H215ZM227 160L228 161H230L231 162V164H230V162L228 163L227 162ZM241 160H243V161H241ZM249 160L251 161V162H249ZM24 161V162H23ZM74 161V162H73ZM82 161V162H81ZM239 161V160H238ZM256 161H258V167L260 168V170H257V166H254V164H257V163H255ZM15 164H14V163ZM18 162V163H17ZM22 162V163H21ZM33 162H35L34 163V165H33ZM80 162H81V164H80ZM202 162L204 163V162H206L207 163V165L204 163V164H202ZM221 162V163H220ZM226 162V163H225ZM24 163V164H23ZM38 163V164H37ZM45 163V164H46ZM68 163H69V167H68ZM71 163V164H72ZM209 163H211V164H209ZM223 163V164H222ZM245 163V164H244ZM262 163V164H261ZM14 166H13V165ZM21 164V165H20ZM31 164H32V166H31ZM112 164V165H111ZM124 164V165H123ZM216 164H218V166H216ZM227 164V165H226ZM237 164V165H236ZM242 164V165H241ZM23 165H25L24 167H22ZM67 165V166H66ZM80 165H81V170H79L80 169ZM207 166L208 168H206V167H204V166ZM208 165H210L211 167H213L214 169H216V170H214L213 168H211L210 166H208ZM221 165V166H220ZM236 165V166H235ZM244 165V166H243ZM249 166V167H252V168H249V167H246V166ZM250 165H252V166H250ZM260 165V166H259ZM18 166V167H17ZM45 165H43V167H44ZM47 166H45V167H47ZM51 166V167H50ZM198 166H202V167H204V168H202L201 167V169H200V171L201 172H199L198 170V174L196 173V168H198ZM214 166H216V168L214 167ZM224 166H225V170L223 169L224 168ZM228 166H229V169H228ZM232 166V168H230ZM233 166H235L234 167V169H233ZM238 166V167H237ZM54 167V168H53ZM56 167V168H55ZM86 169V170H84L83 171V169L84 168ZM123 167V168H122ZM209 167H210V169H211V171H210V169H209ZM255 167V168H254ZM263 167V168H262ZM18 168V169H17ZM24 168V170H22ZM38 168L41 170V171H43V173L42 172H40L39 170H38ZM53 168V169H52ZM78 168V169H77ZM218 168H219V171H218ZM247 169L246 170V172H245V174L243 173V171L245 170V169ZM252 169V170H249V169ZM19 169H20V171L22 172V171H24V174H22V173H20V171H19ZM56 169V170H55ZM116 169H118V171L116 170ZM206 169H208V170H206ZM220 169H222V171H224V172H226V173H224V172H222ZM242 169H244V170H242ZM253 169H255V170H253ZM72 170H73V172H76V173H78L77 175L78 176H80L78 179H76L78 176L76 175V173H74V175H75V177H74V175H73V172H72ZM206 170V171H205ZM213 170V171H212ZM240 170V171H239ZM261 170H263L262 172H261ZM19 171V172H18ZM103 171H105V172H103ZM208 171V172H207ZM214 171H216V172H214ZM221 171V172H220ZM236 171L238 172V174H236ZM242 171V172H241ZM252 171H254L255 173L253 174V172ZM0 172H2V170L0 171ZM82 172L84 173L83 175H82ZM86 172H88V173H86ZM89 172L91 173V174H93L94 172V174L92 175V177L93 176H96L95 178L96 179H94V177L92 178H90V176H91V174H89ZM107 172V173H106ZM203 172V173H202ZM206 172V173H205ZM211 172V173H210ZM231 174H230V173ZM235 172V173H234ZM240 172H241V174H240ZM251 172V173H250ZM42 173V174H41ZM66 173V174H65ZM100 174V175H96V174ZM110 173V174H109ZM209 173H210V175H209ZM229 173V174H228ZM0 174H2V173H0ZM22 174V175H21ZM65 174V175H64ZM86 174V175H85ZM88 174V175H87ZM103 174V175H102ZM105 174V175H104ZM108 174V175H107ZM200 174V175H199ZM204 174H208V175H204ZM225 174V176H226V178H225V176H224V178H223V175ZM244 174V175H243ZM101 175L104 177H101ZM241 175H243V176H241ZM252 175V176H251ZM24 176V177H23ZM84 176V177H83ZM99 176H100V178H99ZM109 176V177H108ZM209 176V177H208ZM230 176V177H229ZM231 176H232V178H231ZM235 176V177H234ZM244 176H245V178H248V179H245L244 178ZM28 179H27V178ZM36 177H38V178H36ZM85 177H86V180H88L89 178V180L90 181H92V182H94V184H91L92 182H90V183H88V181H85V182H87L86 183V185L85 186H83L84 184H85V182H82L84 179H85ZM98 177V178H97ZM106 177H108V178H106ZM205 177V178H204ZM234 177V178H233ZM26 178V179H25ZM48 178H50L51 179V183H50V181H49V179ZM55 178H57V179H55ZM80 178H82V179H80ZM101 178H103V180L104 181H102V179ZM111 178V179H110ZM202 179V180H200V179ZM208 178V179H207ZM213 178V179H212ZM237 178V179H236ZM253 178V179H252ZM35 179H37V180H35ZM40 181H39V180ZM59 179H63L62 181L61 180H59ZM82 180L81 182H79L80 180ZM110 179V180H109ZM212 179V180H211ZM223 179L225 180V181H223ZM227 179V180H226ZM235 180V183H234V180ZM240 179V180H239ZM243 179H245L246 181H247V184H248V182H249V184L248 185H252L251 187L249 186V188L250 189H252V190H250V189H248V185L243 181ZM262 179V180H261ZM57 180V181H56ZM59 180V181H58ZM79 180V181H78ZM97 180V182H100V183H98L99 185H97V183L95 182ZM98 180H100V181H98ZM107 180H108V182H107ZM206 180V181H205ZM229 180H231V181H229ZM249 180H253V181H249ZM255 180V181H254ZM257 180V181H256ZM258 180H260V182H258ZM38 181H39V183H38ZM48 181V182H47ZM53 181V182H52ZM54 181H55V183L56 182H62V184L64 183L65 184V186H64V184L62 185V186H60L59 187V185L61 184V182L60 183H56L57 185H58V187L60 188H58L59 189V191H61L62 192V194L63 195H67L68 194V196H65L66 197V201H65V198H64V200H62L63 199V197L61 196L62 194H60L59 192V195L56 193H54V197H53V199L51 200H49V205L52 207V208H50L49 207V205H45L44 207H43V209H42V212H41V209L39 208V210L40 211H38L37 209H38V207H39V205H40V202L42 201V199H43V196L45 195L44 194V190H46L47 188H48V186L50 185V187L48 188V189H50V188H52L53 186H55L56 184L54 183ZM77 181V182H76ZM198 181V182H199ZM228 183H227V182ZM240 181V182H239ZM241 181L243 182V183H241ZM38 183V185H37V188H35V186H36V184L35 183ZM41 182V183H40ZM46 182V183H45ZM68 182H70V181H68ZM224 182V183H223ZM225 182L228 184H225ZM237 182H239V183H241V184H238ZM254 182V183H253ZM256 182H258V184H261L260 186L256 183ZM46 185H45V184ZM72 183H74V184H72ZM77 183L82 187H79V185H77ZM81 183V184H80ZM83 183V184H82ZM212 183H214V184H212ZM223 183V184H222ZM251 183V184H250ZM256 183V184H255ZM1 184H2V186H1ZM42 184V185H41ZM52 184V185H51ZM54 184V185H53ZM66 184L68 185V187L66 186ZM76 184V185H75ZM87 184L89 185L88 187V189L89 190H91L93 187H95L96 188V186L95 185H97L98 187H97V189H92V190H94L92 193H91V191L90 192H88V193H90V194H88L87 193ZM101 184H103V185H101ZM105 184H107L106 186H105ZM219 184V185H218ZM233 184V185H232ZM234 184H235V186H234ZM242 184H244V185H242ZM253 184L255 185V186H253ZM40 185V186H39ZM57 185H56V188H57ZM72 187H71V186ZM75 185V186H74ZM94 185V186H93ZM227 185V186H226ZM232 185V186H231ZM240 185L241 186V188H240V186L238 187V186ZM39 186V187H38ZM74 186V187H73ZM78 186V187H77ZM102 186V187H101ZM105 186V187H104ZM228 186H229V188L231 189H229L228 188ZM235 187V189H236V191H237V194H235V195H233L234 193H236V191L234 190V187ZM242 186H243V190H242ZM32 187V188H31ZM46 187V188H45ZM66 187V188H65ZM76 187V188H75ZM92 187V188H91ZM109 187V189H107V188ZM233 187V188H232ZM246 187V188H245ZM252 187H254V189L252 188ZM5 188V187H4ZM67 188H70V195H69V193H66V192H68V190H67ZM80 190H79V189ZM83 188H85V190L83 189ZM100 188H102L101 190H100ZM106 190H105V189ZM226 188L228 189V190H226ZM240 188V189H239ZM258 188V189H257ZM260 188V189H259ZM263 188V189H262ZM41 189V190H40ZM61 189H63V190H65V191H63V190H61ZM83 189V192L81 191ZM87 189V190H86ZM217 189V190H216ZM224 189V190H223ZM34 190H37V192L36 191H34ZM39 190V191H38ZM74 190H78V192H77V195H76V197L75 198H80V199H78V200H81V197H83L82 195H84L86 198L85 199H88L89 198V195L90 196H92V195H94V196H92V197H90V199H88L87 201H84V200H81L80 201V203H81V205H83L82 207H84V208H80V206H78L77 205V199H75L74 198V200H76V201H74V200H72L73 199V197L75 196L73 193L75 192H73ZM88 190V191H89ZM98 191L97 193H96V191ZM109 191V193L108 192H105L104 193V191ZM222 190H223V192H222ZM229 190H230V193H231V195H229L228 197H231V198H228L227 199V196H226V198L224 197L225 196V194L226 195H228V192H229ZM238 190H242L241 191V193L242 192H244V194L242 193V195L240 194V192L238 191ZM246 190V191H245ZM256 191V192H254V191ZM27 193H26V192ZM41 191H42V193H41ZM73 193H72V192ZM79 191H81L82 193H84V194H82L81 192H79ZM228 191V192H227ZM234 191V192H233ZM252 191V192H251ZM28 192H30L29 193V195H28V198H27V195H25V193L26 194H28ZM32 192H33V195H31L32 194ZM36 194H35V193ZM38 192L40 193V196H41V201H39L40 199V196H39V194H38ZM64 192L66 193V194H64ZM75 192V193H76ZM86 192V193H85ZM246 192H247V194H246ZM253 192H254V194H253ZM82 194V195H79V194ZM102 193H104V194H102ZM112 193V194H111ZM125 193H127V192H125ZM217 193V194H216ZM220 193H221V195H220ZM223 193H225L224 194V196H222L223 195ZM229 193V194H230ZM241 195V196H239V194ZM250 193H252L251 195H249ZM255 193H256V196L259 198H253V196H255ZM0 194V195H1ZM35 194V195H34ZM43 194V195H42ZM92 194V195H91ZM110 194V195H109ZM17 195V196H16ZM22 196V197H19V196ZM33 196V198L31 197V196ZM37 195V196H36ZM57 195L59 196V197H57ZM73 196V197H71L70 198V196ZM88 195V196H87ZM111 197H113L114 199L113 200H115L112 204H114V205H112L110 202H112L113 200L111 199V198H109V196ZM237 195H238V197L239 198H237ZM246 195H249V196H247L248 198H250L251 197V199H250V201H248L249 199L248 198H246ZM79 196H81V197H79ZM221 196V197H220ZM245 196V197H244ZM260 196V197H259ZM4 197H6V198H4ZM17 197H19V198H17ZM27 198V200H28V202H27V200H26V202L24 201L26 198ZM67 197H68V199H67ZM88 197V198H87ZM109 198V199H107V198ZM127 197V198H126ZM224 197V198H223ZM236 197V198H235ZM21 198H24L23 200L21 199ZM29 198H31L32 199V201L29 199ZM35 198V199H34ZM58 198H60V199H57ZM243 198V199H242ZM246 198V199H245ZM261 198H263V199H261ZM8 199H9V201H8ZM56 199V200H55ZM83 199V198H82ZM230 199V200H229ZM232 199V200H231ZM240 199H242V201L240 200ZM253 199H255L254 201H255V203H256V205H254V202H251ZM12 200V201H11ZM31 201V203H29L30 201ZM35 200H37V203L38 204H36L35 202ZM71 200V205L69 204L70 201ZM107 200H109L110 202V204L112 205L111 206V210L109 209V205H108V201ZM112 200V201H111ZM5 201H8V202H5ZM33 201H35V202H33ZM53 201V203H51V202ZM60 201H62V203L63 204H66V206L65 207H63V204H62V207H61V203H60V206L59 205H57V203L59 204V202ZM73 201V202H72ZM90 201V202H89ZM124 201H126L125 203H123ZM228 201H230V203H232L231 205H229V207H228V205H226V204H230ZM232 201V202H231ZM239 201H241V202H244V204L243 203H240L239 204ZM33 202V203H32ZM65 202V203H64ZM68 204H67V203ZM82 202H89V203H82ZM127 202H129V203H132L133 204V206H132V204L130 205L129 203H127ZM133 202H135V203H133ZM226 202H228V203H226ZM233 202H234V204H233ZM246 202H248V203H246ZM250 202H251V204H250ZM79 203V202H78ZM80 203H79V205H80ZM252 203H253V205H252ZM35 206H34V205ZM126 204H128V205H130V206H128V207H125L126 206ZM236 204H239L241 207H242V204H243V207H244V211H243V209H241V207L239 206V205H237L236 206ZM250 204V205H249ZM259 204H260V206H259ZM31 205H33L34 207H32ZM68 205V206H67ZM119 205H122V206H119ZM123 205H125V206H123ZM234 205V206H233ZM263 207H262V206ZM21 206H22V208H21ZM48 206V207H47ZM70 206V207H69ZM78 206V207H77ZM86 206V207H85ZM119 206V207H118ZM238 206H239V210H238ZM248 207L249 209H247L246 207ZM259 206V207H258ZM16 207H18V208H16ZM20 207V208H19ZM25 207H27L28 208V210H26V208ZM37 209H36V208ZM66 207H68L67 209H65ZM77 207V208H76ZM114 207H116L117 209H120V210H116ZM126 209H125V208ZM133 207H135V208H133ZM231 207V208H230ZM232 207H234V208H232ZM236 207V208H235ZM32 208V209H31ZM80 208V209H79ZM113 208H114V210L115 211H112L113 210ZM133 210H132V209ZM255 208V209H254ZM45 209V210H44ZM78 209V210H77ZM83 209V210H82ZM123 211H122V210ZM131 209V210H130ZM231 209V210H230ZM245 209L246 210H250L249 212H247V211H245ZM257 209V211H254V210H256ZM22 212V213H24V214H20V211ZM37 210V211H36ZM44 210V211H43ZM80 210L82 211V214H81V212H80ZM132 211V212H130V211ZM226 210V211H227ZM235 210H237V211H235ZM241 210V211H240ZM252 210V211H251ZM261 211V214H260V211ZM16 211V212H15ZM19 211V212H18ZM27 213H29V214H27ZM30 211V212H29ZM110 211V213H108ZM112 211V212H111ZM117 211V212H116ZM118 211H119V213H121V216H119V214H117L118 213ZM129 211V212H128ZM133 211H135V212H133ZM242 211H243V214H242ZM35 212H37V213H35ZM114 212H116V213H114ZM236 212H238V213H236ZM255 212H256V214H255ZM258 212V213H257ZM25 213L27 214V216L25 215ZM30 213L32 214V216L30 215ZM114 213V214H113ZM128 213V214H127ZM246 213V214H245ZM249 213V214H248ZM37 214H38V216H37ZM112 216H111V215ZM117 214V215H116ZM125 214V215H124ZM242 214V215H241ZM248 214V215H247ZM14 215V216H13ZM25 215V216H24ZM36 215V216H35ZM116 215V216H119L120 217V219L122 220L121 222H119L118 223V221L120 220L119 219V217H117L118 219V221H116L115 219V217L114 216ZM123 215V216H122ZM10 216V215H9ZM41 216V218H39ZM125 216V217H124ZM130 218H129V217ZM258 216H260V217H258ZM18 217V218H17ZM32 218V219H30V218ZM113 217V218H112ZM34 218V219H33ZM82 218H84V217H82ZM115 218V219H114ZM125 219V222H124V219ZM127 218V219H126ZM134 218H136V220L134 221V222H136V224H139V226L141 227H139L138 225V227L134 224V222H133V220H134ZM251 218H252V220H251ZM259 218V219H258ZM130 219V220H129ZM131 219H132V222H131ZM27 220H28V222H27ZM31 220V221H30ZM113 220H114V223H112L113 222ZM126 220H128L129 222H127ZM22 221V222H21ZM34 221H36L35 223H34ZM256 221H257V223H256ZM23 222H25V223H23ZM38 222H40V223H42V225L41 224H39ZM138 222V223H137ZM28 223V224H27ZM125 223V226L123 225ZM133 223V226L131 225ZM255 223V224H254ZM35 224H36V226H35ZM89 224V223H88ZM116 224H118V225H116ZM127 224H129V225H127ZM261 226H260V225ZM29 225V226H28ZM107 225V224H106ZM121 225V226H120ZM23 226V227H22ZM109 226V225H108ZM123 226V227H122ZM217 226H219V228L217 227ZM256 226V227H255ZM259 226V227H258ZM28 227H30L31 228V230L28 228ZM36 227V228H35ZM106 227V228H105ZM118 227H120L119 229L116 228ZM130 228V230H128V228ZM143 227V228H142ZM223 227L225 228V230L223 231ZM261 227V228H260ZM263 227V228H262ZM23 228V229H22ZM112 228L114 229L115 228V232H116V234L117 235H119V236H117L116 234H115V232L112 230ZM123 230H125V231H123ZM131 228H134L132 231H133V233H134V236H133V233H132V231H131ZM137 228V229H136ZM259 228V229H258ZM26 229V230H25ZM78 230V233H77V230ZM80 229V230H79ZM86 232H84L83 230ZM94 229V230H93ZM228 229V230H227ZM232 229H234V230H232ZM261 229V230H260ZM28 230V231H27ZM98 231H96V233L97 232H99V229H97ZM101 230V229H100ZM111 230H112V232H111ZM121 230H122V232H121ZM135 230V231H134ZM138 230V231H137ZM235 230H236V232H235ZM47 231H51V228H47ZM85 234H88L86 237L87 238H85V236H83L84 235V233ZM117 231H120V232H117ZM142 231V232H141ZM144 231V232H143ZM263 231V232H262ZM27 232V233H26ZM82 232V233H81ZM102 232V233H101ZM104 232V233H103ZM125 232V234H123ZM138 232H141V234L140 233H138ZM231 232H233V234H231ZM76 233V234H75ZM80 233H81V235H80ZM90 233H92L91 235H90ZM106 233V234H105ZM114 233V234H113ZM121 233V234H120ZM126 233H131V238H133L134 240V242L133 243H131L130 241L132 240L131 238H130V236H128V235H130V234H126ZM137 233V234H136ZM236 234V236H239V238H237L236 236H235V234ZM136 234V235H135ZM140 234V236H138ZM228 234V235H227ZM230 234V235H229ZM242 235V236H240V235ZM108 235V237H106V239H105V236H107ZM120 235H121V238H120ZM227 235V236H226ZM73 236H71V238L73 237ZM92 236V237H91ZM104 236V237H103ZM113 236V237H112ZM124 236H125V238H127V239H125L124 238ZM127 236V237H126ZM139 238H138V237ZM230 236V237H229ZM84 237V238H83ZM118 237H119V241H118ZM135 237H137V238H135ZM2 238H3V236H2V234L0 233V240L2 241ZM90 238H91V240L92 239H94V241L92 240H90ZM106 240H104V239ZM107 238H110L109 240L107 239ZM124 238V239H123ZM128 238H130V239H128ZM237 238V239H236ZM244 238V239H243ZM73 239V238H72ZM80 239H81V242H78V240L80 241ZM88 239H89V241H88ZM118 242H116L115 240ZM138 239V240H137ZM142 239V241H141V243H139L140 242V240ZM261 239V240H260ZM84 240V241H83ZM115 241V242H111V241ZM127 242V240H128V242H127V244L125 243V245H123L124 244V242L125 241ZM233 240V241H234ZM238 240V241H237ZM0 241V242H1ZM86 241L88 242V244L86 243ZM123 241V242H122ZM247 241V242H246ZM260 241H262V242H260ZM91 242V243H90ZM93 242V243H92ZM105 242V243H104ZM235 242V241H234ZM235 242V243H236ZM244 242V243H243ZM253 242V243H252ZM83 243V244H82ZM106 243H107V246H106ZM113 243V244H112ZM115 243H117V245H118V247L120 248H118V247H116L115 245ZM130 243V244H129ZM246 243L248 244V246L246 245ZM77 244H79V245H77ZM88 245V246H90L91 245V247H89V249L88 248H83V247H86V245ZM90 244V245H89ZM94 244V245H93ZM109 244H111L112 246H110V248H109ZM136 244H138V247L140 246L141 248H138L137 247V245ZM256 244H258V245H256ZM262 246H261V245ZM76 245L78 246V247H80V248H78V247H76ZM96 245V247H94ZM130 245V246H129ZM133 245V246H132ZM136 245V247L134 248V246ZM248 248H250V249H247L245 246ZM74 246H72V247H74ZM83 246V247H82ZM87 246V247H88ZM121 246H122V248H121ZM123 246H125V247H123ZM133 247V249H132V247ZM143 246V247H142ZM251 246V247H250ZM253 246V247H252ZM116 249H115V248ZM128 247V248H127ZM262 247V248H261ZM246 248V249H245ZM262 250H261V249ZM81 251V252H78L79 250ZM83 249H85L86 250V252H85V250L83 251V252H85V254L87 253V255H84V254H82L83 252H82V250ZM102 249V250H101ZM106 249V250H107ZM119 249V250H118ZM138 250L139 249V251H138V253L140 252V254H137V253H134L133 252V250ZM75 250V251H74ZM100 250H101V252L103 253V256L101 255V252H100ZM114 250H117V251H114ZM143 250V251H142ZM254 250V251H253ZM258 250H260V251H258ZM73 251H74V253L75 254H73ZM254 252L253 254H251V252ZM89 252H91V253H89ZM92 252H94L93 253V255H92ZM114 252V253H113ZM118 253V254H115V253ZM132 252V253H131ZM135 252H137V251H135ZM145 252V254L143 255V253ZM257 252H258V255H257ZM259 252H261V253H259ZM78 253H81V254H78ZM108 253H109V255H112V257L111 256H109L108 255ZM124 253V252H123ZM129 253H130V255H129ZM147 253H148V255H147ZM167 253V254H166ZM94 254H96V255H94ZM105 254V255H104ZM136 254V255H135ZM169 254V256H168V258H166L167 257V255ZM98 255V259H97V256ZM99 255H101V257L99 256ZM109 257V258H106L107 256ZM135 255V256H134ZM138 255H139V257H138ZM166 255V256H165ZM257 255V256H256ZM87 256H89V258L87 257ZM133 256V257H132ZM142 256V257H141ZM145 256V257H144ZM147 256V257H146ZM83 257H85L84 258V260H82L83 259ZM94 257V258H93ZM105 257V258H104ZM111 257V258H110ZM122 257L124 258V259H122ZM130 257H132V259L130 258ZM166 259H165V258ZM246 257V258H245ZM252 257H253V259H252ZM74 258H76V259H74ZM77 258H80V263H79V259H77ZM82 258V259H81ZM99 258H100V260H99ZM146 258V259H145ZM148 258H150V259H148ZM153 260H152V259ZM170 258V259H169ZM246 260H245V259ZM259 258V259H258ZM261 258V259H260ZM91 259H93V260H95V259H97L96 260V262H94V261H92ZM106 259V260H105ZM119 259H118V261H119ZM122 259V260H121ZM135 259V260H134ZM136 259H140L139 261L138 260H136ZM159 259H160V261L161 260H163V261H159ZM171 259H172V261H171ZM85 260H87V261H85ZM102 260V261H101ZM108 260V261H107ZM127 260V261H126ZM130 260V261H129ZM147 261V263H146V261ZM165 260H166V262H165ZM239 260H240V262H239ZM14 261V262H13ZM77 261H76V263H77ZM157 261V262H156ZM167 261H169V262H167ZM0 264H11V263H13V264H19V262H17L16 260H10L9 259V262H6V263H3L2 262V259L0 260ZM89 262V263H90ZM101 262V263H100ZM106 262H105V264H106ZM156 262V263H155ZM263 262V263H262ZM75 263V262H74ZM87 263H83V264H87ZM88 263V264H89Z\"/></svg>",
	"mask_w": 264,
	"mask_h": 264
}]
</instances>
